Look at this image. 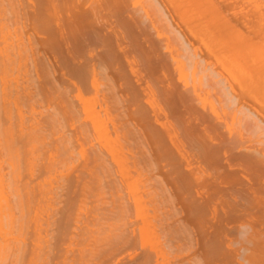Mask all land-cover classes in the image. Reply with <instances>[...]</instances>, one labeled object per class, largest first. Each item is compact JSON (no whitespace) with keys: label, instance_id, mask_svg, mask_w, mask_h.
Returning <instances> with one entry per match:
<instances>
[{"label":"rangeland","instance_id":"374dc122","mask_svg":"<svg viewBox=\"0 0 264 264\" xmlns=\"http://www.w3.org/2000/svg\"><path fill=\"white\" fill-rule=\"evenodd\" d=\"M1 1L3 2V5H2V3H1ZM0 1V6L1 7H3L4 5V7L3 8H5V10L7 9V11H9V8H11V2H12V0H1ZM11 1V2H10ZM17 1H19L21 4H19V2H17ZM99 1L101 2V3H99ZM96 0V3H98V5H97V7L98 6H100V7H98V9L97 10H99V8H103V10L105 9L106 10V8H107V6L108 5H106V4H104L105 5V8L102 6L101 7V4L104 2V3H106V0L105 1H103V0ZM107 1H109V2H111V0H107ZM116 1V2H115ZM120 1V0H119ZM118 0H112V2L111 3H109V2H107V4L109 3L110 4V6L111 5H114V7L115 8H117V10L116 11H120V12H122V14L120 13L119 14V11L117 12L118 14L117 15H119V18H117V20L119 19H121L124 23H120L119 22V24H117L118 26H117V28H116V26H115V28H116V31H118V32H116L115 31V29L113 28L112 30H110L109 29V27L106 29V23H104L105 21H103V28H102V26L100 27V29L102 28V29H106V34H107V31L108 32H110V33H108V35H109V37L108 36H106V35H104L103 36V34H105V33H103V31H105V29L102 31V34L100 35L101 37L103 36V39H106V42H107V44H111L114 48L116 47V48H118V46H116V44L117 45H119V46H121L122 44H124V45H122L121 46V48L123 47H126V48H124V51H126L128 54H125L127 57L126 58H124V55H122V54H124V52L123 53H121L122 52V50H123V48H122V50L120 49V56L118 55V51H119V48H118V50H114L113 49V47H111L110 49H113V51H115L114 52V54L115 55H113L112 56V59H111V61H112V66L117 62H119V60H120V57L122 56V59L120 60V64H119V66H117V63L113 66V67H115V66H117V69H115V70H113L114 72V75H116V73H117V75H118V78H116L117 77V75H116V77H115V80H117V81H115V83L116 82H119V83H116L117 84V91H118V95L119 96H122L123 94H125L126 93V97L127 98H129V99H127V100H130V105L128 104L129 102L127 101V106L129 105V106H131L132 104H133V102L135 101V100H137V101H139V103L140 104H137V103H135L134 104V106H136V105H141V106H144V109L143 110H145L146 111V114H147V112H148V117H147V122H145L146 124H148L149 123V125L151 126L152 125V123L154 124L155 123V120H154V117H155V114H154V112H155V110L153 111V113H152V111H151V109H153L155 106L156 107H159V105H160V107L159 108H156V109H158V110H160V108H161V111H158V112H160V113H162V117L163 118H160V119H163L162 120V122L163 121H165V122H170L171 120H173L172 122H171V125L172 124H176V122L177 123H179L180 124V120L178 119L179 118V114H177V112L178 111H175V110H178V109H176V108H174V105H175V102L177 103V96H179V94H181L182 96L184 95L185 96V94H187L188 92H191L192 94H193V92L191 91L193 88L191 87L192 86V84L193 83H195L196 81L197 82H199L200 84H201V80L198 78V77H200L201 78V76H203L201 73L202 72H200L201 70H199V69H201V68H199L198 67V70H196L195 72L194 71H191V69H193V68H190V66L186 63L187 61H186V59L185 58H183L184 57V55L182 54L183 53V49H182V44H183V42L182 41H180V37H178L179 35L178 34H181L180 36H182V37H184L182 40H186V39H188L187 41H189V43L191 42L192 44H191V46H189V47H191V49H192V51H194V53H196V55H203V58H204V56H207L206 58L208 59H206L207 60V63H208V66H210L209 68H210V70H212L213 71V75L214 76H217V78H218V76H219V78L218 79H222V82H224V84H225V90L224 89H221L220 87V85L219 84H215V85H213V87H206L205 85H206V83H205V81L204 82H202V83H205V85H203V84H201V85H203L202 86V89L203 90H201V91H197V90H200V86L201 85H199V83L198 84H194L195 85V88L197 87V85H199V89H196V91L197 92H199L198 94L200 95V97H202L203 98V100L205 101V96L204 95H207L208 97L209 96H211V97H207L206 96V99L207 100H209V101H211L213 104H209V105H213L214 106V108H215V111H214V108H213V111L210 109V107L211 106H208V103L207 102H203L201 99L202 98H199V100L197 101V100H195V103H192V105L193 106H196V105H198V106H196L195 108L196 109H199V111H202V112H198L199 113V115H200V113L202 114L203 112L205 113V114H202L203 116H205L204 118V120H206V118H207V121H206V123L208 122V123H210L209 125H211V130L209 131L210 132V134L212 135L213 134V138H214V136L216 137V138H212V140H209V142L211 143V144H217V143H219V141L221 142V141H223L222 142V144L225 146V148L227 149V148H229L231 151H234L235 153H237V152H239L241 149H239V148H241L242 147V145H243V147H242V149H246V151L247 150H249L248 148V146H251V147H253V148H260L261 146V144L259 145V143L257 144L256 143V145H255V143L253 142V141H255V139L256 138H254L252 135H250L249 133H247V131L245 132L244 130H245V128L243 129V126H242V123H240L238 120L239 119H237V117H238V112L235 110V109H237V107H238V104L240 105H242L243 104V107H245V108H247V109H250L251 111H254V112H259L258 114H260V116H264V79H260V78H258L259 77V75H261V76H264V75H262V74H264V66H262L261 67V65L262 64H264V30H261V26H264V25H261V24H264V19H262V18H260V16H259V14L261 15V17H264V15H262L261 13H260V10H259V8L261 9L262 7H264V6H262L260 3V5L261 6H257L256 7V3H254L256 0H254V1H252V0H250V3L248 2L249 0H247V1H245V0H209V2H208V0H197L198 1V3L199 4H197L196 5V0H189L191 3H189V2H187L188 0H185V3H188L187 4V6H186V4H183L184 3V1L183 0H180V3H178L177 1H179V0H177V1H174V0H139V1H137V0H126V1H124L123 2V4L121 3V2H119ZM160 1V2H159ZM173 1V2H172ZM183 1V2H182ZM205 1V2H204ZM261 1V3L262 2H264V0H260ZM7 2V3H6ZM15 2V3H14ZM24 2H25V6H24ZM117 2H119V3H121L122 4V6H121V4H119V3H117ZM165 2V3H164ZM183 4V5H185L186 7H183V8H181V12H180V9H179V6H178V4ZM195 2V3H194ZM204 2V3H203ZM213 4L214 3V5H217L216 7L213 5V7H215V8H217L219 11L218 12H220L221 11V14H219V15H217V13L214 11V10H216L215 8H210V7H212V5H210L211 3ZM245 2V3H244ZM247 2H248V4H247ZM254 4H253V3ZM257 2H259V0L257 1ZM23 3V4H22ZM33 3V4H32ZM91 3V2H90ZM127 3H130L129 5H127ZM150 3H153V4H155V6L157 5V9H160V11H161V14H159L160 12H159V10H156L155 11V9L153 10V11H151L150 9L152 8V7H155V6H152V7H150L151 6V4ZM175 3H176V5H175ZM208 3H209V6H208ZM252 3V4H251ZM12 4H13V6L12 7H16L17 9H19V8H24L23 10L25 11L26 10V7H29L30 5L32 6H30L29 8V10H34V4H35V0H31V1H29V0H14L13 2H12ZM94 4H95V0H94ZM133 4V5H132ZM139 4V5H138ZM150 6H149V5ZM152 4V5H153ZM173 6H172V5ZM189 4H193V6H194V4H195V6L194 7H197L198 8V5L199 6H203V8H204V13H205V11H207V7H209L208 8V19L206 18V15H200V17H202L203 19H204V23L203 24H210V22H212V26H207V29L209 28V30H206V28H205V30H206V32H209V34L211 35V38H210V35L208 34V33H206L205 32V30L204 29H201L202 27H203V25H202V21L200 22L201 23V26L202 27H197V30L195 31L194 29V27H193V30L195 31V32H197L198 30H199V35H198V32H197V35H198V37L196 36V34H195V37H194V34L192 35L191 33H190V31L191 30H189V29H191V28H189L190 27V25H191V27H192V24H190L188 27H186V22L187 21H190V20H188L187 18H186V20L184 19L185 17V15H187V14H185L186 12H184V13H182L183 12V10L184 11H187V10H185V8H187L188 7V5ZM202 4V5H201ZM205 4H207V6H205ZM27 5V6H26ZM118 5H119V7H120V9L118 8ZM124 5H126V9H128V10H126L125 11V7H124ZM141 5V6H140ZM145 5V6H144ZM249 5H251V6H249ZM252 5H254L255 7H252ZM24 6V7H23ZM128 6V7H127ZM161 6V7H160ZM175 6H178V8H176ZM244 6V7H243ZM113 6H111V7H109V9L111 8V9H113V11H114V7L112 8ZM141 7L142 8H149L148 10H150V14H147V16L144 14L143 15V13H142V11L143 10H146V8L145 9H141ZM158 7H160V8H158ZM168 7V8H167ZM177 9L176 11H179V12H176V13H178V14H176V13H174V9L175 8ZM189 7H191V6H189ZM219 7V8H218ZM241 7V8H240ZM31 8H33V9H31ZM140 8V9H139ZM201 8V7H200ZM199 8V9H200ZM254 8L255 9H257V10H259L258 12H257V10L253 13L252 12V10L254 11ZM2 9V8H1ZM153 9V8H152ZM166 9H167V11H166ZM191 9H192V11H194L193 10V7H191ZM195 9V8H194ZM29 10L27 11V12H29ZM102 10V9H101ZM100 10V11H101ZM104 10V11H105ZM202 10V9H201ZM242 10V11H241ZM262 11H264V9H261ZM103 11V13L104 14H102V15H106V13H107V11L110 13V11L109 10H106L105 12ZM111 12L115 17H116V13L114 14V12ZM130 12V13H128V12ZM132 11L134 12V13H132ZM191 10H189V12H190ZM210 11H212L211 13L213 14V15H211L210 16ZM223 11V12H222ZM98 12V11H97ZM189 12L187 11V13L189 14ZM214 12V13H213ZM241 12V13H240ZM247 12V13H246ZM251 12V13H250ZM99 13V12H98ZM109 13H107V15H109ZM110 13V14H111ZM157 13V14H156ZM222 13H223V16L225 17L224 19H226L225 20V22H224V19H222L223 17H222ZM7 14V13H6ZM6 14H5V16L3 17L2 15L0 16V19L1 18H8L7 20L8 21H10V19L9 18H11V15H9L8 16V14H7V17H6ZM101 14V13H100ZM112 14L111 15H109L108 17H110V16H112ZM152 14H154V15H152ZM164 14H165V16H164ZM168 14V15H167ZM169 14L171 15V16H169ZM173 14V15H172ZM183 15V17H180V15ZM191 14H192V12H191ZM190 14V17H192V15ZM197 14V13H196ZM195 14V15H196ZM206 14V13H205ZM252 14H254V16L252 15ZM257 16H256V15ZM142 15V16H141ZM149 15H150V17H149ZM158 15V16H157ZM198 15V14H197ZM220 15H221V17H220ZM145 16L147 17L146 19H143V18H145ZM154 16V17H153ZM174 16V17H173ZM179 16V17H178ZM214 18H213V17ZM216 16H218V17H216ZM247 18H246V17ZM114 17V18H115ZM118 17V16H117ZM142 17V18H141ZM159 17V18H158ZM162 17V18H161ZM165 17V18H164ZM200 17H199V19H200ZM216 17V18H215ZM220 17V18H219ZM112 18H113V16H112ZM112 18H110V21L112 20ZM114 18H113V21H114ZM123 18V19H122ZM126 20H125V19ZM138 18H140L141 20H139ZM150 18H151V20H150ZM152 18H154V19H152ZM164 18V19H163ZM175 18V19H174ZM178 18V19H177ZM182 18L186 21H184V20H182ZM210 18H212V19H210ZM106 19H109V18H106ZM134 19H137V20H139V22L138 21H136V22H138V24H140V25H138L137 23V25L138 26H142L141 28H143V30L142 31H144L143 33H142V35L143 36H140L139 35V31L137 30V29H140V27L138 28H135L136 26L135 25H133V23H135L134 22ZM142 19H143V22L144 23H142L141 21H142ZM170 19V20H169ZM180 19V20H179ZM191 20H192V18H190ZM193 19H195L194 17H193ZM214 19V20H213ZM247 19H248V21H247ZM259 19H261V20H259ZM3 20H6V19H3ZM7 20L5 21V22H7ZM105 20V19H104ZM116 20V18H115V21H117ZM198 20V19H197ZM209 20H210V22H209ZM212 20V21H211ZM218 20V21H217ZM243 20H246V21H243ZM251 20V21H250ZM257 20V21H256ZM155 21H156V23H158L157 25H155L156 23H155ZM175 21V22H174ZM178 21V22H177ZM193 21V20H192ZM231 21V22H230ZM0 22H1V20H0ZM4 21H2L1 22V24H0V26H2V28L0 27V32L1 33H3V34H1L0 33V44H1V41H2V44L0 45V47L1 46H3V48H4V51L2 50V52H0V55H1V53H2V55L0 56V58H3L4 60H1L0 59V107H2V108H0L1 110H0V258H1V260H0V263L1 264H81V262L83 263V264H95L94 262H98L99 263V259L97 258V254H98V250H99V253L101 254V252H103V250L104 249H107L108 248V246L110 245L109 243H114L115 242V240H116V238H115V235L113 234V232H111V230L116 226V225H118V223H119V221H121V223H122V220H119V218H117L118 219V222H116L117 221V219L115 220V219H109V216H110V213H109V215L107 216V214H106V211H105V209H102V208H105V207H108V206H110V205H107V204H105V203H110V201H111V199H110V191L108 192V191H106V190H104L103 189V191H102V189H99L98 188V186H97V183H98V180L95 178V176L93 177V178H90L91 179V181H90V179H89V176H87V177H85V178H82V179H78V177H76V179H75V176H76V172H75V169H76V167H77V169H76V171L78 170V172L81 170V166L80 165H82L83 163L82 162H84V159H85V156H83V152H85L86 151V154L88 153V150H87V147H88V145H86L87 147H86V149H85V151H83V152H79L78 154H75V156L76 157H74L73 159H71L72 161H69V159H67V157L64 155V158H63V155H62V148H61V145L58 147L59 149H56V147H55V141L56 140H58L59 142H60V139L62 138L63 139V137H66V136H68L69 135V126L66 124V121L64 120V118L62 117V115L61 116H59L58 115V118H59V122H60V125H59V128L56 126V129H55V126L54 125H57V123H55L54 125H52L53 123H52V121H51V117L50 116H52V114L53 113H55V107H54V105L53 104H55L56 105V100L57 99H61V97L62 98H65L66 96H68V97H70V96H72L73 95V98H75V96H74V92H73V94H72V92H71V89L74 91V89L72 88V86H71V89H69L68 87H66V85L64 84L63 85V83H61L62 85H60L59 84V80H60V78L62 77L61 75H62V73L64 72V73H66L65 72V67H68V65H69V63L67 62L66 64H68L67 66H65V64H64V61H59V62H61V64H62V66H64V69H63V67L62 66H60V63L59 62H55V60L56 59H58V58H60L61 57V55H62V57L63 56H65V55H63V53H61V49L59 50V51H57L59 54H57V53H51L52 54V56L49 54V52L47 51V53H46V49H42L39 45H36L37 46V48L36 49H38V50H32V49H35V42H33L34 44H32L30 47H29V45H28V39H26V36L27 35H29L31 32H29V31H31V30H29V29H32V28H30V27H28V26H30L29 25V23H30V21H29V19L28 20H23V22H19L17 25L19 26H17V25H13L12 23H11V21L9 22L10 24H12V26L10 25V28L8 27L9 25H8V22H7V24H6V29L3 27L4 25H5V22L3 23ZM125 22L127 23V28H126V25H125ZM133 22V23H132ZM162 22V23H161ZM185 22V23H184ZM194 22H198V21H194ZM214 22V23H213ZM226 22H230V26L232 27V28H230V26L228 25L229 23H226ZM244 22H245V24H244ZM249 22V23H248ZM254 22L256 23L255 24V26H256V28H258V29H256L255 28V26H254ZM260 22H262V23H260ZM24 23V24H23ZM25 23H27V24H25ZM131 23H132V25H131ZM152 23V24H151ZM174 23V24H173ZM177 23H179V24H177ZM184 23V24H183ZM224 23V24H223ZM260 24V27H259V24ZM3 24V25H2ZM20 24V25H19ZM31 24V23H30ZM142 24V25H141ZM180 24H181V26H180ZM189 23H187V25H188ZM219 24H220V26H219ZM223 24V25H222ZM226 24L229 26H226ZM234 24H235V27H234ZM250 24V25H249ZM22 25H24V26H22ZM122 25V26H121ZM125 25V26H124ZM148 26V28H147V26ZM162 25V27H160ZM198 26H200L199 24H197ZM213 25H214V27H213ZM216 25V26H215ZM218 25V26H217ZM246 25V26H245ZM121 26V27H120ZM156 26V27H155ZM193 26H194V24H193ZM224 26V27H223ZM252 26V27H251ZM121 29H120V28ZM132 27L134 28V29H136L137 31H138V35L135 33V31H134V29H132ZM155 27V28H154ZM169 27V28H168ZM177 27V28H176ZM181 29H180V28ZM186 27V28H185ZM217 27H220L219 29L217 28ZM222 27V28H221ZM9 30H8V29ZM16 28V29H15ZM125 28H126V30L128 29V31L129 32H131L132 34V36L129 34V33H127L128 31H126L125 30ZM153 28V29H152ZM166 29V31L164 30V29ZM179 28V29H178ZM204 28V27H203ZM210 28H212L211 30H212V32H211V30H210ZM214 28V29H213ZM216 28H217V31H216ZM253 28V29H252ZM3 29V30H2ZM5 29V30H4ZM123 29V30H122ZM231 29V30H230ZM235 29V30H234ZM239 31H238V30ZM260 29V30H259ZM20 30H21V32H20ZM29 30V31H28ZM115 31L116 33H112L111 34V32L112 31ZM164 30V31H163ZM168 30V31H167ZM171 30V31H170ZM230 30V31H229ZM233 30V31H232ZM250 30V31H249ZM7 31V32H6ZM13 33H12V32ZM16 31V32H15ZM17 31H19V32H17ZM24 31H26V32H24ZM100 31V30H99ZM113 31V32H114ZM141 31V32H142ZM176 31V32H175ZM181 31H182V33H181ZM185 31V32H184ZM201 31V32H200ZM202 31L204 32V33H202ZM215 31L217 32V33H215ZM249 33H248V32ZM121 32V33H120ZM123 32V33H122ZM156 32H157V34H156ZM161 32V37H159L158 36V34ZM164 32H166V33H164ZM178 32H180V33H178ZM194 32V33H195ZM239 32V33H238ZM6 33V34H5ZM16 33V34H15ZM23 33V34H22ZM33 33V32H32ZM119 33V34H118ZM125 33V34H124ZM127 33V34H126ZM163 33L164 34H167V35H163ZM176 33V34H175ZM185 33V34H184ZM192 33H193V31H192ZM206 33V34H205ZM6 36H5V35ZM12 34V35H11ZM18 34V35H17ZM26 34V35H25ZM39 34H41L40 36L41 37H37V34H35L36 35V37H35V35H34V37L37 39V38H42L44 35L42 34V33H39ZM117 35V37L118 38H115L116 37V35ZM124 36H123V35ZM171 34V35H170ZM183 34L186 36V38H185V36H183ZM201 34L203 35V37L201 36ZM205 34V35H204ZM242 34V35H241ZM112 35H113V37H112ZM120 35H122V37H124V38H127V39H124V38H122ZM126 35V36H125ZM145 35L147 36L146 38H145ZM173 35V36H172ZM176 35V36H175ZM8 36V37H7ZM9 36H11V37H9ZM15 36H17L16 38H15ZM22 38H21V37ZM39 36V35H38ZM166 36V37H165ZM191 36V37H190ZM193 36V37H192ZM204 36H209V38L207 37L206 39H205V37ZM246 36V37H245ZM5 37V40L3 39ZM20 37V38H19ZM141 37H143V38H141ZM149 37V38H148ZM173 37V38H172ZM174 37L176 38V39H174ZM181 37V38H182ZM212 37H213V39H212ZM8 38H10L9 40H7ZM24 38V39H23ZM148 38V39H147ZM156 38V39H155ZM170 38H171V40H170ZM194 38V39H193ZM14 39H16V41H18V42H16V44H15V42L13 41ZM107 39H109V41L107 40ZM115 39H117V40H115ZM134 39H136L137 40V42H136V40L134 41ZM144 39V40H143ZM167 41H166V40ZM173 39V40H172ZM178 39V40H177ZM190 39V40H189ZM213 40V42H211V43H209L210 41L209 40ZM14 42H12V41ZM20 40H22V41H20ZM24 40V41H23ZM26 40V41H25ZM127 40V41H126ZM140 40V41H139ZM142 40V41H141ZM147 40H148V42H147ZM151 42H150V41ZM158 40H160V41H158ZM164 42H163V41ZM174 40H177V42L176 41H174ZM211 40V41H212ZM245 42H244V41ZM249 40V41H248ZM7 41L8 42H10L11 41V45L9 46L10 47V51L8 50V52L10 53V57L11 58H9V57H5V53L4 52H6V55H8L9 53H7V45H8V43H7ZM122 43H121V42ZM130 41H132V43H128V42H130ZM152 41L154 42V44L152 43ZM171 41H172V43H171ZM178 41H180L182 44H179V46H175L176 48H174V44H176V43H178ZM187 41H185V42H187ZM206 41V42H205ZM243 41V42H242ZM25 42V43H24ZM120 42V43H119ZM161 42V43H160ZM167 42V43H166ZM168 42L171 44H168ZM176 42V43H175ZM179 42V43H180ZM4 43H7V44H5L4 45ZM19 43V44H18ZM21 43V44H20ZM26 43H27V47H26ZM137 43V44H136ZM174 43V44H173ZM188 43V42H187ZM188 43V44H189ZM13 44H15L14 46V49H19V50H17V51H22L23 52V49H25L24 50V52L22 53L21 52V54H19V52H18V54L20 55V59L19 60H21L20 62H18V64H17V62L15 63V64H13L12 62L13 61H15L16 60V58H17V51L16 50H12V46H13ZM126 44V45H125ZM128 44V45H127ZM141 44V45H140ZM150 44V45H149ZM166 44H167V46L169 45L170 46V48L172 47L174 50H170V48H169V50L171 51V52H175V50L176 49H178V47H179V49H182V50H180L179 52H177V50H176V52L180 55V56H178V54H175L176 55V57L178 56L179 58H181V60H182V63L183 62H185V64H186V66L187 67H189L188 68V70L186 71L187 72V75H185L184 74V72L185 71H183V73H182V75L184 76L185 75V77H184V79H183V76L181 75H179V73H177V72H180V74H181V68H180V65H181V63H180V65L177 67L178 69H179V71H178V69L176 68V64L178 63H174V65H173V63H172V61H171V63H170V60H173L172 58L170 59V57H171V55H173V53L171 54V52L168 50H165V48L167 47L166 46ZM205 44L207 45H209L210 47H211V50H209L210 49V47H208L209 49V51H211V52H209L210 53V56H209V53L207 54V48H205V47H207V46H205ZM211 44V45H210ZM17 45H19V46H17ZM21 45H25V46H21ZM61 45H63V47H64V49H65V44L64 43H62ZM111 45H109V47L111 46ZM131 47H130V46ZM136 45V46H135ZM152 45V46H151ZM178 45V44H177ZM184 45V44H183ZM5 46V47H4ZM16 46L17 47H19V48H16ZM142 46V47H141ZM148 46H150V47H148ZM21 47H22V49H21ZM108 47V48H109ZM128 47V48H127ZM139 47V49L137 50L136 48H138ZM148 47V48H147ZM194 47V48H193ZM2 48V49H3ZM6 48V49H5ZM130 48H132V49H130ZM155 49V51H157L156 49L158 48L160 51H159V55L162 53V55L159 57L158 56V54H157V52H155L154 51V49ZM164 48V49H163ZM21 49V50H20ZM28 49V50H27ZM40 49H41V51L43 50V52H42V56L40 55ZM126 49V50H125ZM141 49V50H140ZM142 49H145V50H142ZM149 49V50H148ZM153 51H152V50ZM167 49V48H166ZM178 49V50H179ZM1 50V49H0ZM100 50H102V49H100ZM131 50V51H130ZM140 50V51H139ZM148 50V51H147ZM206 50V51H205ZM27 51V52H26ZM36 53V58L37 57H40V58H42V59H44L45 57V62L43 63V64H45V63H50V62H52V60H54L52 63H50V64H48L49 66H47V64H45L43 67V70L46 68V67H49V68H46V70L45 71H43V70H37L36 68H35V62H33V59H34V61H35V53ZM40 51V52H39ZM129 51V52H128ZM134 53H133V52ZM142 51V52H141ZM148 52V54L150 53V52H155V53H150V55L152 54H155V56H152L153 57V59L151 58V57H149L148 56V54L146 55L145 54V52ZM26 52V53H25ZM39 52V53H38ZM143 52H144V54H143ZM204 52V53H203ZM13 53H15V55H16V57H15V59L12 57V54ZM27 53H28V55H27ZM32 53H33V55H32ZM38 53V54H37ZM117 53V54H116ZM185 53V52H184ZM203 53V54H202ZM212 53V54H211ZM23 54V55H22ZM26 54V55H25ZM57 54V55H56ZM171 54V55H170ZM207 54V55H206ZM14 54H13V56H15ZM18 55V56H19ZM37 55H39V56H37ZM119 56V60H116V58L117 57H115V56ZM131 55V56H130ZM144 55H145V57H144ZM170 55V56H169ZM175 55H173V58H174V56ZM9 56V55H8ZM22 56V57H21ZM24 56V57H23ZM58 56V57H57ZM157 56V57H156ZM183 56V57H182ZM197 56V57H198ZM31 57H33V58H31ZM44 57V58H43ZM48 57V58H47ZM49 57H50V59H49ZM115 57V58H114ZM139 57V58H138ZM144 57V58H143ZM148 57L149 58H151L150 59V61H152L151 63H149L148 62V64H150V66L146 63L147 61H148ZM163 57H165V58H163ZM177 57V58H178ZM200 57V56H199ZM9 59H14L12 62H8V60ZM19 58V57H18ZM52 58V59H51ZM146 58V61L144 60ZM162 59V61H161V65H160V62H158L159 60L158 59ZM178 58V59H179ZM48 59V62L46 61ZM118 59V58H117ZM129 59V62L131 61L132 63H129V62H127V60ZM142 59V60H141ZM160 59V60H161ZM175 59V58H174ZM211 59V60H210ZM228 59V60H227ZM6 60V61H5ZM11 60H9V61H11ZM114 60H116L115 61V63H114ZM166 60V61H165ZM4 61V62H3ZM17 61H18V59H17ZM122 61V62H121ZM144 61V62H143ZM155 61V62H154ZM157 61V62H156ZM174 61V60H173ZM178 61V60H177ZM180 61V60H179ZM125 62V63H124ZM142 62V63H141ZM166 62V63H165ZM174 62H176V59H175V61ZM59 63V64H58ZM128 63L129 64H132L131 66H132V68L134 67V71H136V72H139V73H136V75L133 73H131V67L129 68L128 66H130V65H128ZM137 63H138V65H137ZM145 63V64H144ZM154 63V64H153ZM156 63H158V65H159V67H156L155 68V66H157L156 65ZM165 63V64H164ZM229 63V64H228ZM2 64H4V65H2ZM16 64H17V66H16ZM25 64V65H24ZM53 64H55V66L57 67V66H59V67H55L54 65V67L52 68V65ZM56 64H58V65H56ZM148 66H147V65ZM153 64V65H152ZM184 64V65H185ZM23 65V66H22ZM50 65H51V67H50ZM142 65V66H141ZM152 65V66H151ZM155 65V66H154ZM8 67V69H7V67ZM140 66V67H139ZM145 66V67H144ZM161 66V67H160ZM202 66V65H201ZM3 67V68H2ZM39 67V66H38ZM123 68V70H121L120 71V73H118V69H122ZM150 67V68H149ZM173 67H175V68H173ZM236 67H237V70H236ZM242 67V68H241ZM258 67H260V68H258ZM2 68V69H1ZM40 68V67H39ZM38 68V69H39ZM100 70H102V71H100V72H107V73H109V71H111V69L109 68L108 70H105L104 68H100V67H98ZM145 68V69H144ZM161 70H160V69ZM164 68H166L165 69V71H166V73H165V71H164ZM184 68H185V66H184ZM212 68V69H211ZM262 68V69H261ZM5 69V70H4ZM35 69H36V71H38V73L36 74V72H35ZM48 69H49V71H48ZM52 69H56V70H53V73L51 74L50 72H52L51 70ZM57 69H62V73H60L61 71L59 70V72L57 71ZM135 69H137V70H135ZM155 71H154V70ZM173 69V70H172ZM197 69V68H196ZM240 71H242V72H240ZM255 69H257V70H255ZM261 69V70H260ZM20 70V71H19ZM103 70H105V71H103ZM148 70V71H147ZM184 70H186V69H184ZM4 71H5V74L6 75H3L4 74ZM7 71V72H6ZM57 73H56V72ZM115 71H117V72H115ZM123 71V72H122ZM128 71V72H127ZM130 71V72H129ZM134 71H132V72H134ZM141 71V72H140ZM144 71V72H143ZM150 71H152V72H150ZM169 71V72H168ZM255 71V72H254ZM257 71H258V74H256L257 73ZM3 72V76L1 75V73ZM21 72V73H20ZM105 72V73H106ZM172 72V73H171ZM191 72H194L195 74H196V76H198L197 78H193V80L195 79V82H193L192 81V77L194 76L195 77V74L193 75V74H191ZM218 73V75L216 74V73ZM236 72H240V75L244 72V74H242L241 75V77L239 76V74L237 73L236 74ZM13 73V74H12ZM20 73V74H19ZM41 73V77H40V75H38V74H40ZM56 73V74H55ZM59 73V76L60 77H58V74ZM104 73V74H105ZM143 73V74H142ZM156 73V74H155ZM161 73V74H160ZM165 73V74H164ZM198 73V74H197ZM254 73V74H253ZM262 73V74H261ZM61 74V75H60ZM100 74V73H99ZM101 74H103V73H101ZM137 74H138V77H137ZM145 74V75H144ZM152 74V75H151ZM155 74V75H154ZM158 74V75H157ZM201 74V75H200ZM234 74H236L235 75V78L237 79V78H239L240 79V84H239V79H235L234 78ZM256 74V75H255ZM13 75V76H12ZM50 75V77H52V78H48V76ZM55 75V76H54ZM68 75V74H67ZM107 75V74H106ZM105 75V76H106ZM142 77H140V76ZM151 75V76H150ZM175 75V76H174ZM180 77H179V76ZM193 75V76H192ZM257 75H258V77H257ZM43 76V77H42ZM45 76V77H44ZM100 77L102 76V75H99ZM105 76H103V77H105ZM125 76V77H124ZM147 76V77H146ZM161 76H162V79H161ZM192 76V77H191ZM221 76V77H220ZM242 76H243V78H242ZM39 79H38V78ZM119 77H121V79H122V81H120L121 79L119 78ZM175 77H177L176 79H175ZM182 77V78H181ZM187 77H188V79H187ZM204 77V76H203ZM202 77V78H203ZM42 78V79H41ZM63 78H65V77H63ZM106 78V77H105ZM104 78V79H105ZM126 78V79H125ZM141 78V79H140ZM143 78H144V80H143ZM168 80H167V79ZM178 78H180L179 80H182V81H184L185 82V84H187V85H184L183 83H182V81H179L178 80ZM216 78V79H217ZM262 78V77H261ZM44 79V80H43ZM49 79V80H48ZM100 79H102V80H104L102 77L100 78ZM139 80V82L141 83H139L138 82V80ZM147 79V80H146ZM149 79V80H148ZM199 79V80H198ZM41 82H40V81ZM43 80V81H42ZM56 80V81H55ZM102 80H100V82H101V86H103V88L99 91L100 93H98V96L96 97L97 98V100H96V102L98 101V98H99V96L100 95H102L103 94V92H102V90L104 91V92H106L107 90H106V88H105V84L107 83V82H105L104 81V83L102 82ZM119 80V81H118ZM125 80V81H124ZM128 80V81H127ZM153 80V81H152ZM159 80V81H158ZM203 80V79H202ZM205 80V79H204ZM36 81H38V82H36ZM46 81V82H45ZM58 81V82H57ZM137 81V82H136ZM169 81V82H168ZM189 81V82H188ZM36 82V83H35ZM43 82V83H42ZM60 82H61V80H60ZM123 83V84H125V86H123V87H121V86H118L119 84H121V83ZM127 82V83H126ZM147 82H149V83H147ZM157 82V83H156ZM168 84H167V83ZM146 83V84H145ZM155 83V84H154ZM172 83V84H171ZM174 83V84H173ZM180 83V84H179ZM37 84V85H36ZM122 84V85H123ZM133 84V85H132ZM140 84V85H139ZM150 84V85H149ZM156 84H157V86H156ZM43 85V86H42ZM53 85V86H52ZM162 85V86H161ZM169 85V86H168ZM171 85V86H170ZM179 87H177V86ZM189 85H190V87H189ZM35 86H37V87H35ZM40 86V87H39ZM51 86V87H50ZM56 88H55V87ZM58 86H60L59 88H57ZM164 86H166V87H164ZM183 86V87H182ZM39 87V88H38ZM48 87H49V89L51 90H49L48 89ZM54 87V88H53ZM63 87V88H62ZM131 87V88H130ZM144 87H145V89H144ZM146 87H148V88H146ZM154 87H156V89L154 88ZM186 87V88H185ZM188 87L191 89H189L188 91H187V89H188ZM206 87V88H205ZM215 87V88H214ZM219 89H217V88ZM27 90H26V89ZM52 88V89H51ZM122 89V88H124L122 91H124L125 90V92H122V91H120V89ZM167 88V90L169 91H172L173 92V94L175 95V97H177V98H174V100L173 101H175L174 102V105H173V102L171 101V99L173 98L172 96H174V95H169V92L167 93L168 95H165V94H162V92H167V90L166 91H164V89H166ZM178 90H177V89ZM210 88V89H209ZM214 88V89H213ZM223 88V87H222ZM39 89H41V90H39ZM47 89V90H46ZM55 90V91H52V90ZM65 89V90H64ZM100 89V88H99ZM134 89V90H133ZM162 89H163V91H162ZM206 89V90H205ZM221 89V90H220ZM228 89V90H227ZM50 92H49V91ZM60 90V91H59ZM69 92H71V93H68V91ZM139 90V91H138ZM148 90V91H147ZM152 91V90H154V93H153V91L150 93V91ZM177 92H179V93H177ZM47 91V92H46ZM119 91L121 92V95L119 94ZM132 91V92H131ZM144 91H147V92H144ZM205 91V92H204ZM62 92H63V94H62ZM91 92V91H90ZM84 93V95H86V96H84V98H86L85 100H87V98L89 97V95H91L89 98H91L92 97V93ZM92 92H94V91H92ZM141 92V93H140ZM142 92H143V94H142ZM149 92V93H148ZM159 92H161L160 94L161 95H165V97L164 96H162L161 97V95H159ZM184 93L185 92V94H182V93ZM200 92H201V94H200ZM211 94H210V93ZM227 92L229 93L228 95H230V96H225L224 95V93H226L227 94ZM65 93H66V95H65ZM68 93V94H67ZM95 93V92H94ZM108 92H106V94H107ZM133 93V94H132ZM140 93V94H139ZM146 93V94H145ZM221 93V94H220ZM41 94V95H40ZM56 94V95H55ZM57 94H59V96L57 95ZM72 94V95H71ZM155 94H157V95H155ZM170 94H171V92H170ZM192 94H188L189 95V97L191 96L192 98H193V96H192ZM197 94V93H196ZM198 94H197V96H198ZM204 94V95H203ZM233 94V95H232ZM70 95V96H69ZM94 95H97V93L96 94H94ZM154 95V97L152 98L153 100L156 98V97H159V99L158 98H156L154 101L152 100V99H150V98H147L146 96H148V97H152ZM188 95H186L185 97H186V99H188L189 97H187ZM224 95V96H223ZM56 96H58V97H56ZM88 96V97H87ZM125 96H123L122 98L123 99H125ZM132 96H135V97H132ZM156 96V97H155ZM169 96V97H168ZM183 96V97H184ZM237 96V97H236ZM138 97V98H137ZM172 97V98H171ZM232 98V97H236V99L238 100H236L237 102H235V105L234 104H232V105H230L229 106V104H231L232 102H228V100H227V98ZM51 98V99H50ZM56 99V100H53V99ZM71 98V100H74L72 97H70ZM89 98H88V100H89ZM93 98V97H92ZM91 98V99H92ZM100 98H101V96H100ZM99 98V102H100V99ZM134 98H135V100H134ZM143 100H142V99ZM146 98L147 99H149V104H148V100L145 102L144 101V99L146 100ZM163 99V100H161V99ZM170 98V101L169 100H167V99H169ZM91 99H90V102H89V105H88V108L89 107H91V104H95L96 102H95V100H94V102H93V100L91 101ZM125 99V100H126ZM131 99H133L134 101H132ZM176 99V100H175ZM190 99V98H189ZM188 99V101L190 102V100ZM195 99H197V97L195 98ZM225 101H224V100ZM51 100V102H49ZM53 100V101H52ZM77 99H75L74 100V102H77L78 103V105L77 106H80L81 107V105L79 104L80 102L79 101H76ZM150 100H152L151 102L152 103H150ZM166 100V101H165ZM194 100V99H193ZM221 100V101H220ZM223 100V101H222ZM47 101V102H46ZM55 101V102H54ZM58 101V100H57ZM61 101V100H60ZM132 101V102H131ZM159 101H161L162 103H160ZM53 102V103H52ZM93 102V103H92ZM136 102V101H135ZM202 102L204 103V105H202ZM223 102V103H222ZM47 103H48V105H47ZM52 103V104H51ZM77 103H75V105L77 104ZM98 103V102H97ZM97 103L95 104V105H97ZM155 103V104H154ZM158 103V104H157ZM197 103V104H196ZM227 103H228V105H227ZM59 104V103H58ZM87 104H88V101H87ZM126 104V103H125ZM150 104H153V106L154 107H152V105H150ZM170 104V105H169ZM196 104V105H195ZM207 104V105H206ZM120 105H123V103L121 104H118L117 106H115L114 108L115 109H113V110H111L112 111V113H114L115 112V114L118 116L119 115V117L121 116L120 114H121V112H119V111H117V108L116 107H118V106H120ZM150 105V106H149ZM180 106V104H177V107H179ZM199 105H200V107H199ZM202 105V106H201ZM76 106V107H77ZM92 106H94V105H92ZM147 106V107H146ZM168 106V108H166ZM173 106V107H172ZM176 106V105H175ZM227 106V107H226ZM235 106V107H234ZM54 107V108H53ZM78 108L79 110V112H78V115H79V117L82 119V120H86L85 122H87V118H85V119H83L84 117H85V115H84V117H83V115H81V114H84L85 112V114H88V108L87 109H85V112L83 113L82 112V110H81V108ZM87 107V106H86ZM171 107V108H170ZM180 107H182V106H180ZM179 107V108H180ZM198 107V108H197ZM229 107V108H228ZM120 108H121V106L120 107H118V109L120 110ZM130 108V107H129ZM131 108H133V106L131 107ZM154 108V109H155ZM195 108H193L194 110H195ZM219 108V109H218ZM239 108V107H238ZM93 108L91 107V108H89V110H92ZM123 109V107L121 108V110ZM166 109H168V110H166ZM175 109V110H174ZM181 109H183V108H180V111L182 112V110ZM81 110V111H80ZM129 110V109H128ZM149 110V111H148ZM164 110V111H163ZM172 110H174V111H172ZM184 110V109H183ZM51 113H50V112ZM144 111V112H145ZM170 111H172V113L170 112ZM196 111V110H195ZM236 111V112H235ZM81 112V113H80ZM92 112H93V110H92ZM110 112V111H109ZM129 112L131 113V109L129 110ZM157 112V111H156ZM163 112H165V113H163ZM167 112H168V114H167ZM174 112H176V114L174 113ZM183 112H185V111H183ZM182 112V113H183ZM226 112H227V114H226ZM49 113V114H48ZM89 113H90V111H89ZM112 113H110V114H112ZM119 113V114H118ZM150 113V114H149ZM152 113V114H151ZM175 115H174V114ZM178 113H180V112H178ZM92 114V113H91ZM170 114H171V116H170ZM234 116H233V115ZM236 114V115H235ZM103 115V116H102ZM101 116H102V118L104 117V114H102ZM108 115V114H107ZM107 115H105V116H107ZM114 115V114H113ZM113 115H111V116H113ZM130 114H128V116H129ZM136 115V117L138 118V116H137V114H135ZM149 115H151V117L152 118H150V116ZM164 115V116H163ZM167 115V116H166ZM207 115V116H206ZM83 118H82V117ZM92 116V115H91ZM90 116V117H91ZM132 116H133V114H132ZM236 116V117H235ZM109 117V115L107 116V118ZM119 117H117V118H119ZM130 117V116H129ZM129 117L127 118V116H125L124 117V120H126V119H128V124L130 123V124H133V123H135V122H133V121H135L137 118H135L132 122H130V119H129ZM161 117V116H160ZM164 117H166L165 119H164ZM177 118V120L179 121H176V120H174V118ZM184 117H186V116H184ZM199 117V116H198ZM232 117H235V119L233 118L232 119ZM40 118V119H39ZM79 118V121H81V119ZM106 118V117H105ZM104 118V119H105ZM107 118H106V120H107ZM168 118V119H167ZM172 118V119H171ZM175 118V119H176ZM34 119V120H33ZM38 119V120H37ZM123 120V117L121 116V118H120V120ZM152 119V120H151ZM156 119V118H155ZM167 119V120H166ZM199 119H200V117H199ZM198 119V121H196V120H191V122L190 123H192L193 124V126H195V128H196V131L199 129L200 130V132L202 131V128H203V125L204 126H209V125H206V123L205 122H203L204 124H201L200 123V121L201 120H199ZM32 120H33V122H32ZM36 120V121H35ZM61 120V121H60ZM121 120V121H122ZM232 120H234V123H233V121ZM237 120V121H236ZM75 121H77V120H75ZM149 121V122H148ZM152 123H151V122ZM174 121H176L175 123H174ZM37 122V124H35ZM78 122V121H77ZM84 122V123H85ZM90 121H89V116H88V122L86 123V125L89 123ZM197 122V123H196ZM202 122V121H201ZM39 123V124H38ZM76 123V122H75ZM79 123V122H78ZM78 123H77V125L76 126H78ZM64 124V126H62ZM144 125V126H142L141 128H142V130L144 131V129L145 128H150V126L148 125V127H147V125ZM197 126H196V125ZM198 124H201L200 126L198 125ZM235 124V125H234ZM35 125L36 126H39V127H41V128H39V127H36L37 129H39V130H37L38 131V134L40 135V137H39V135L38 134H36V135H38L37 137H39L40 138V141H38V139L39 138H37L36 137V141H38V143H36L35 142V144H30L32 141H35L34 139H35V131L36 130H34V128H35ZM67 125V126H66ZM91 124L89 123V125L88 126H90ZM178 124H176V126L174 125H172L173 127H175L176 128V130L178 129V126H177ZM19 128H18V127ZM66 126V127H65ZM88 126H87V128H88ZM233 126H234V128H233ZM242 128H241V127ZM62 127V128H61ZM152 127V126H151ZM2 128H4V130H2ZM10 128V129H9ZM13 130H12V129ZM18 128V129H17ZM66 128V129H65ZM7 131H6V130ZM24 129V130H23ZM40 129H41V131H40ZM58 129V130H57ZM60 129V130H59ZM64 129H65V131L66 132H64ZM91 129V128H90ZM89 129V130H90ZM148 129H145V131L147 132V130ZM151 129V128H150ZM222 129V130H221ZM228 129V130H227ZM240 129V130H239ZM17 130V131H16ZM27 130V131H26ZM29 130H31V131H29ZM53 130H54V132H53ZM61 130H63L62 132H60L59 133V131H61ZM141 130V131H142ZM180 130V131H179ZM179 130H177L178 132H177V135H178V137L180 136L181 138L180 139H182V132H181V129H179ZM216 130V131H215ZM16 131V132H15ZM43 131V132H42ZM57 131V132H56ZM214 131H215V133H214ZM223 131V132H222ZM4 132V133H3ZM6 132H9V133H6ZM11 132H14L13 134L11 133ZM20 132V133H19ZM24 132V133H23ZM27 132V133H26ZM90 132V131H89ZM198 132V131H197ZM200 132H198V133H196V134H200ZM219 132L222 134V136H221V134L219 135ZM239 132V133H238ZM16 133V134H15ZM29 133V135H27ZM31 133H33V134H31ZM37 133V132H36ZM56 133V134H55ZM66 133V134H65ZM68 133V134H67ZM92 133V132H91ZM246 133V134H245ZM9 136H8V135ZM14 134H15V136H14ZM43 134V135H42ZM53 134L55 135V136H53ZM59 134V135H58ZM179 134H181V135H179ZM203 136H204V133L202 132L201 133ZM237 134V135H236ZM242 134H243V136H242ZM4 135H6V136H4ZM34 135V136H33ZM65 135V136H64ZM101 135V134H100ZM250 136V137H248V136ZM3 136V137H2ZM25 136H27V137H24ZM219 138H218V137ZM251 136H252V138H251ZM5 137V138H4ZM10 137V138H9ZM13 137V138H12ZM17 137H18V139H17ZM31 137H32V139H31ZM45 137V138H44ZM96 137H98L97 135H96ZM102 137V136H101ZM100 137V138H101ZM243 137V138H242ZM248 137V138H247ZM5 139V141H4V143H5V145H4V143H2L3 141H2V139ZM7 138H9V139H7ZM14 138H16V139H14ZM22 140H21V139ZM27 138V140H25ZM28 138H29V140H28ZM58 138V139H57ZM184 138V137H183ZM49 139V140H48ZM61 139V140H62ZM98 139H99V137H98ZM185 139V138H184ZM184 139L183 140H180L181 142L182 141H184ZM216 139V140H215ZM238 139V140H237ZM7 140V141H6ZM9 140H12V141H9ZM30 140H32V141H30ZM47 142H46V141ZM96 139H92V142L93 143H95L94 141H95ZM99 140H101V139H99ZM14 141V142H13ZM20 141H22V143L20 142ZM25 141V142H24ZM27 141V142H26ZM53 141V142H52ZM187 139H185V142L183 143V148L182 149H184V148H188L189 146H188V144H186L187 143ZM216 141V142H215ZM227 141V142H226ZM242 141V142H241ZM10 142H11V145H9L10 144ZM18 142V143H17ZM46 142V143H45ZM51 142V143H50ZM98 142V140H96V143ZM180 142V143H181ZM189 142V141H188ZM246 142V143H245ZM256 142V141H255ZM28 143V144H27ZM34 143V142H33ZM49 143V144H48ZM61 143V142H60ZM95 143V144H96ZM252 143V144H251ZM7 144V145H6ZM19 144V145H18ZM39 144V145H38ZM45 144V145H44ZM47 144V145H46ZM51 144V145H50ZM186 144V145H185ZM227 144V145H226ZM254 144V145H253ZM2 145V146H1ZM9 145V146H8ZM24 145L26 146V147H24ZM37 145V146H36ZM240 145V146H239ZM259 145V146H258ZM11 146V147H10ZM27 146H29V147H27ZM30 146H31V150H29L30 149ZM39 146V147H38ZM42 146V147H41ZM50 146V147H49ZM52 146V147H51ZM180 146H181V144H180ZM239 146V147H238ZM246 146H247V148H246ZM262 146H264V145H262ZM37 147V148H36ZM238 147V148H237ZM2 148V149H1ZM40 150H39V149ZM55 148V149H54ZM190 148V147H189ZM185 149V151H187ZM4 150V151H3ZM37 150V151H36ZM29 151H30V153H29ZM33 151V152H32ZM41 151V152H40ZM51 151V152H50ZM59 151V152H58ZM60 151H61V153H60ZM243 151V150H242ZM32 152V153H31ZM36 152V153H35ZM244 152H245V150H244ZM17 153V154H16ZM28 153L30 154V156L28 155ZM50 153V154H49ZM39 154V155H38ZM221 154H222V152H221ZM232 154H234V153H232ZM17 155V156H16ZM50 155H52V156H50ZM85 155V154H84ZM223 155H224V153L220 156V158H219V162L220 163H224V161L221 159V157L223 158ZM31 157V158H30ZM50 157V158H49ZM84 159H83V158ZM33 158H35L34 160H33ZM37 158H39V160H37ZM59 158H61L60 160H59ZM66 158V159H65ZM220 160H222V162L220 161ZM219 162H218V164H219ZM72 163V164H71ZM54 164V165H53ZM211 163H209L208 165H210ZM218 164L217 165H215V166H217V170L218 171H216V167H212V166H214V164L212 165V166H210V168L209 169H212L211 170V172L210 173H213V174H211L210 175V173L208 172L206 175H204L206 178H207V175L209 174L210 175V177L212 176L213 177V175L215 176V172H217V173H219V172H221L222 171V167L220 168L219 166H218ZM51 165V166H50ZM67 165H68V168H67ZM75 165L76 167H73V166ZM247 165V164H246ZM245 165V169L244 170H246V167H249V166H246ZM54 166V167H53ZM204 165H202V167H203ZM222 166V165H221ZM72 167V168H71ZM80 169H79V168ZM201 167V168H202ZM205 167H206V170L208 169V166L207 165H205L202 169L203 170H205ZM51 170H50V169ZM213 168H215L214 170H213ZM221 170H220V169ZM250 168V167H249ZM43 171H42V170ZM70 169H71V171H70ZM74 169V170H73ZM117 169V168H116ZM183 169V168H182ZM248 169V168H247ZM47 170V171H46ZM249 170V169H248ZM246 171L247 173L249 172L250 174L251 173H253L251 170H249V171ZM49 171V172H48ZM117 171L118 172H122V171H127L128 172V170L125 168L124 170H123V168L120 170L119 168L117 169ZM215 171V172H214ZM118 172H116V173H118ZM124 173V172H122V173H124V174H122V173H118V174H116L117 176L118 175H125V174H128V173ZM203 174H205V173H203ZM71 175V176H70ZM78 175V174H77ZM208 175V176H209ZM240 175V174H239ZM101 177H102V175H100ZM203 176V177H204ZM73 178V179H71V178ZM119 177V176H118ZM209 177V179L208 180H210V179H212V178H210ZM100 178V177H99ZM98 178V179H99ZM89 181H88V180ZM93 179V180H92ZM71 180V181H70ZM76 180H78V182L80 183H76L77 181ZM102 180H103V178H102ZM76 181V182H75ZM94 181V182H93ZM45 182H47V183H45ZM69 182H70V184H69ZM71 182H73V183H71ZM85 182V184H92L91 186H97V188H94V187H92V189H90V190H93V191H86V189L87 188H83L82 187V185H83V183ZM15 183V184H14ZM262 183H264V179H262L261 180V184ZM69 184V185H68ZM84 184V185H85ZM260 184V187H259V185H255L254 186V188L257 186V188H255V189H258V191H247V192H245V191H243V194L245 193V194H247L248 192H250V193H248L246 196H244L243 195V197H247V199L248 198H250V196H251V194H252V196H253V194H254V196L255 197H258L259 198V200H260V202H258V205L256 204V206H255V208H254V210H255V212H254V210H252V212H254V214L256 215V218L258 219L259 218V220L260 221H264V215H262V214H264V193H261V192H264V188H262V187H264V186H262ZM42 185V186H41ZM45 185V186H44ZM71 185V186H70ZM73 185V186H72ZM74 185L76 186V187H74ZM99 185V184H98ZM137 185V184H136ZM139 185V184H138ZM12 186V187H11ZM71 187V189H70V187ZM89 186V185H88ZM132 186V185H131ZM134 186V188H135V184L133 185ZM140 186V185H139ZM138 186V187H139ZM7 187V188H6ZM11 187V188H10ZM14 187H16V188H14ZM69 187V188H68ZM90 187V186H89ZM137 187V188H138ZM13 188V189H12ZM76 188V189H75ZM91 188V187H90ZM133 188V187H132ZM131 187H130V190L129 191H123V192H121V193H123V195H125L126 197H128V199L130 198V196H134V195H136V194H139L142 190L141 189H137V188H133L132 189ZM140 188V187H139ZM5 189V190H4ZM16 189V190H15ZM38 189H40V190H38ZM79 189V190H78ZM95 189V190H94ZM262 189V190H261ZM8 190V191H7ZM10 190V191H9ZM43 190H46V191H43ZM97 190V191H96ZM101 190V191H100ZM128 190V189H127ZM133 190V191H132ZM134 190H135V192H134ZM137 190H138V192H137ZM139 190H141V191H139ZM45 192V193H44ZM126 192V193H125ZM128 192V193H127ZM137 192V193H136ZM159 193H161L160 191H158ZM172 192H174V191H172ZM196 194H195V193ZM215 192V193H214ZM217 191H188V192H182L181 191V194L179 195L178 194V192H177V194H178V196H180V198L178 197V196H176V198H179V199H181L182 198V196L183 197H186V199L188 200H184L183 199V201L185 202V203H189L190 204V202H194V204L192 203L191 205H189V206H192V205H200V207L203 205V206H205V208H207V211L209 210V212H207V214L205 215V216H207V217H205V216H203L204 217V221H203V218L201 217V219H199V217L197 218V217H195V216H193L192 214H190V212L189 213H187V211L186 210H188V209H184L183 211H181V205L182 204H185L183 201H181V203H180V201H179V206H180V208H179V206L177 207V209L179 208V211L180 212H178V211H176V213H180V214H176V215H171L172 217H173V219H181L182 220V218H184L183 217V215H185L186 216V214H190L192 217H195V219L194 218H191L190 217V215H189V217L191 218V220L190 221H192L193 220V224H190V223H188L187 225V229L186 230H189L188 232H185L184 233V231H183V229H182V227H180L181 229H182V232L184 233V235L181 233V236H180V234H179V232H181V231H179L178 229H177V232H178V234H179V236L177 235V233L175 232L174 233V235L176 234L178 237H179V240H178V237H174V239H175V242H177L178 244H181V246H184L185 247V245L187 244L188 245V242H190L191 240L190 239H187V238H190L192 235V239L193 238H195V240L196 239H198L199 240V238H201V241H199L198 242V244H199V246H196L195 248L197 249V247L199 248L198 250H199V252H196V253H190V251H189V249L187 250V251H189L188 253L187 252H185V250H184V252H185V258H186V255H191L192 257V260H190V257L188 256L186 259L188 260H186L185 258L183 259V261L180 263V262H173V260H172V258L170 259H164L163 258V256H162V258H160V256H158L157 258H156V261H157V263L158 264H204V262L205 263H210V261H211V263H212V261H214V259H215V256L217 257V255L219 254V253H217L218 251L220 252L222 249H225V251H227L226 253H230V251H231V254L229 255L230 257L231 256H233V257H231V258H229V256H227L226 255V253H225V255H226V257H228V259H226V257H225V259H224V250L223 251H221L220 253V257H219V255H218V257H217V260H215V261H217L216 262V264H234V261H233V259L232 258H237V257H235L234 255V253L232 254V252H234L235 250H237V247H241V245H239L240 243H237V242H240V241H242V238H240L239 236H238V234H237V240H236V238L234 237V235L235 234H231L232 235V237H231V235H229L228 237L231 239L230 240V242L232 241V239L234 240V241H232L231 243L229 242V241H226L227 239L229 240V238L228 237H226L225 238V240H223L224 242V244L222 245V248H219L220 250H217V252H216V254H212V252L209 254V256L208 257H206V254H204V252H201L202 251V249L200 250V246L201 245H203L204 243L206 244V245H208V246H210L211 247V245H212V243H214L213 242V240L215 239V237L213 236V235H215V234H212L211 236H210V238L209 239H211L212 237H213V240L211 241V242H209L210 243V245L209 244H207L208 242H207V240H205L204 241V239H205V234H206V231H205V233L204 232H202L203 230H201V224L203 225V224H207V220H209V223L207 224V226L205 227L207 230L209 229V227H211V225H209V224H214L213 222H216V217L218 216H222V214H223V211H227V210H232L233 209V206H234V204H235V202H241V204H243V205H245L246 207H250L251 208V206H250V200H247L248 201V203H245L244 202V200L242 201L241 200V194L239 195L238 193H236V192H231V191H218L219 192V194H218V192L216 193ZM222 192H224V194H222ZM239 192V191H238ZM131 193V194H130ZM134 193V194H133ZM136 193V194H135ZM175 193V192H174ZM180 193V192H179ZM187 193V194H186ZM202 195H201V194ZM209 193H210V195H209ZM240 193V192H239ZM242 193V192H241ZM130 194V195H129ZM141 194H143L142 192H141ZM167 194V193H166ZM185 194H186V196H185ZM206 194V195H205ZM209 196H208V195ZM215 195V197L213 196V195ZM140 195V194H139ZM169 195V194H168ZM194 195V196H193ZM232 195V196H231ZM109 196V197H108ZM191 196V197H190ZM198 198H196V197ZM200 196H202L201 198H200ZM206 197V198H203V197ZM218 196V197H217ZM240 198H239V197ZM249 196V197H248ZM106 198V201H104V199ZM131 197V198H132ZM145 197H147V196H145ZM145 197L143 196V198H144V203L143 204H146V205H148V206H146L145 205V207H144V205H139V209H141V210H139V209H135L134 207H135V204H134V207H133V209H135V213L134 212H132V220L134 221V222H136L137 224H139L140 223V221H141V219H143V218H141L142 217V215H146L147 213H146V210H147V212H149V211H151V209H150V207L151 208H153L154 207V203L153 202H150V201H148L147 199H145ZM188 197V198H187ZM193 197V198H192ZM217 197V198H216ZM222 197V198H221ZM232 197V198H231ZM109 198V199H108ZM192 198V199H191ZM208 198H209V201H208ZM210 198H216V200L214 201V199H210ZM236 198H238V199H236ZM194 199V200H193ZM197 199V200H196ZM235 201H234V200ZM110 200V201H109ZM130 200V199H129ZM133 200V199H132ZM129 201V202H131V204H132V202L133 201ZM146 200V201H145ZM177 200L178 199H176V202H177ZM195 200H196V203H195ZM204 200V201H203ZM211 200V201H210ZM148 201V202H147ZM174 201H175V198H174ZM206 201V202H205ZM212 201H213V203H212ZM226 202V204H224L223 202ZM104 202V203H103ZM142 202H143V200H142ZM203 202H205V203H207V204H209V205H206L205 203V205L204 204H202ZM227 202H228V204H227ZM243 202V203H242ZM153 203V204H152ZM175 203V202H174ZM187 203V204H188ZM200 203V204H199ZM221 203V204H220ZM245 203V204H244ZM132 204V205H133ZM141 204V203H140ZM177 203H175V205H176ZM215 204V205H214ZM221 205V207H220V205ZM223 204V205H222ZM239 204V203H238ZM248 204V205H247ZM104 205V206H103ZM170 205H172V204H170ZM178 205V204H177ZM176 205V206H177ZM214 205V208L218 211V210H220V211H216L217 212V214L218 215H216V217L214 218V220L213 221H211L210 222V220H211V217H213L214 215L212 214V210H215L214 208H211L212 206ZM164 206H166L165 204H164ZM169 206V204L165 207V208H168V209H163V210H172L171 208H172V206H170L171 208H169L168 207ZM183 206V205H182ZM186 206V204L182 207V208H184ZM188 205L186 206V208L187 207H189ZM207 206V207H206ZM229 206H231V207H229ZM98 207V208H97ZM101 207V208H100ZM142 207H144V208H142ZM75 208V209H74ZM100 208V209H99ZM148 208V209H147ZM221 208V209H220ZM238 209H239V206L237 207ZM262 209V210H259V209ZM70 209V210H69ZM74 209V210H73ZM106 209H108V208H106ZM240 209H241V207H240ZM68 210V211H67ZM101 210V211H100ZM149 210V211H148ZM100 211V212H99ZM143 211V212H142ZM69 212V213H68ZM102 212V213H101ZM106 214L105 216H106V218H108L109 220H110V222L107 220V219H105L104 217L105 216H102V215H104V213ZM140 213V215H138L139 213ZM172 212V211H171ZM186 212V213H185ZM211 212V213H210ZM143 213H146V214H143ZM150 213V212H149ZM148 213V214H149ZM175 213V211L173 212V214ZM184 213V214H183ZM210 213V214H209ZM214 213V212H213ZM258 214V217H257V214ZM69 214H71V215H73V216H71V215H69ZM151 214V213H150ZM181 214H183V215H181ZM212 214V215H211ZM214 214H216V213H214ZM23 215V216H22ZM135 215V216H134ZM137 215V216H136ZM209 215H211V216H209ZM140 216V217H139ZM167 217V218H169V219H171L172 217ZM178 216H180V218L178 217ZM259 216H261V217H259ZM64 217V218H63ZM111 217V216H110ZM139 217V218H138ZM182 217V218H181ZM187 217V216H186ZM185 217V218H186ZM208 217H210V218H208ZM218 217H217V219H218ZM67 218H69V219H67ZM96 218V219H95ZM104 220H107L106 222H108V223H105V221H103V219ZM138 218V220H135V219H137ZM189 218V219H190ZM139 219H140V221H139ZM168 219V220H169ZM198 219V220H197ZM22 220H23V223H22ZM66 222V223H64V221ZM68 220V221H67ZM70 220V221H69ZM94 220H95V222H97V220H98V224L97 223H94ZM115 220V221H114ZM200 220V222H198ZM35 221H36V223H35ZM72 221V222H71ZM100 221V222H99ZM102 221V222H101ZM113 221V222H112ZM174 221V220H173ZM179 221V220H178ZM201 221H203V222H201ZM207 221V222H206ZM104 222V223H103ZM114 222H115V224L116 225H114ZM172 222V219L170 220V222H167V221H164L163 223H171ZM180 222V221H179ZM102 223V224H101ZM121 223H119V225H121ZM201 223V224H200ZM25 224H27V225H25ZM64 224V225H63ZM68 224H70L69 226H68ZM105 224H107L108 226L109 225H114L113 226V228H111L110 227V229H109V227H107V225H105ZM98 225H99V228H98ZM100 225H102V230H104V231H108V230H110L109 231V233H107L108 235H106V232H104V231H100V229H101V226ZM105 225V226H104ZM200 225V226H199ZM107 229V230H105L104 229V227ZM159 226V225H158ZM161 226V225H160ZM164 226H165V224H164ZM198 226H199V228H198ZM205 226V225H204ZM60 227V228H59ZM162 227H163V225H162ZM196 227H197V232L195 231L196 230ZM22 228V229H21ZM25 228H27V230L25 229ZM62 228H63V230H62ZM160 229H161V227H159ZM190 228V229H189ZM70 229V230H69ZM98 229V230H97ZM185 229V228H184ZM212 229H213V227H212ZM68 231V233H67V231ZM159 230V229H158ZM62 231H63V233H62ZM98 232V233H96L95 234V236L96 237H98L97 238V240H96V237L93 235L95 232ZM100 231V232H99ZM198 231H200V232H198ZM210 231V230H209ZM111 232V233H110ZM159 232H161V231H159ZM159 232H158V234H159ZM66 233V234H65ZM88 233H89V235H90V237H89V235H88ZM152 233H155V232H152ZM190 233V234H189ZM194 233V234H193ZM88 236H87V235ZM104 234V235H103ZM111 234V236H109ZM151 234V233H150ZM149 234V235H150ZM157 234V233H156ZM155 234V235H156ZM161 234H163L162 232H161ZM161 234H159V236L161 235ZM197 234V235H196ZM92 235V236H91ZM105 237V235H106V238L108 239H111V241H109V243H108V240L106 239V240H104V238H103V236ZM173 235V236H174ZM185 235H187V236H185ZM189 235H191L190 237H189ZM204 235V236H203ZM152 236H154L153 234H151V236L150 237H148V239L149 240H146V237H145V240H142V241H144V243L146 242V244H144L143 242H141V243H143V244H140V240L136 243V247L135 248H133L132 247V249H128L127 250V252H128V254H127V252L125 251V252H119V255H121V256H119V255H114V259L112 258V261L110 260V262L108 261H106V263H108V264H120V260L122 261L121 262V264H137L138 263V256H136L138 253H140V252H142L143 250H145V251H148V252H151L154 248H156V247H159V245L160 246H162V242H164V241H166V240H164V238H166L165 236H161L160 238H158L159 236L157 235V236H155V237H152ZM204 238H203V237ZM216 236V235H215ZM102 237V238H101ZM111 237V238H110ZM117 237V236H116ZM198 237V238H197ZM89 238V239H88ZM115 238V239H114ZM185 238V241H182L183 239ZM155 239L157 240H159V239H161V240H163V241H161V242H159L158 243V241H155ZM167 239V238H166ZM188 240V242H187V240ZM238 239L240 240V241H238ZM101 240V241H100ZM104 240V241H103ZM98 241V242H97ZM105 241H106V244H105ZM155 241V242H154ZM103 242V243H102ZM180 242V243H179ZM185 242H187L185 245H184V243ZM227 244H226V243ZM111 243V244H112ZM151 243H154L153 245L151 244ZM157 243H158V245H157ZM166 243V242H165ZM201 243V244H200ZM230 243V244H229ZM106 246H105V245ZM108 244V245H107ZM167 244V243H166ZM203 245V247L205 248L206 247V251L208 250V247L206 246V245ZM230 246H229V245ZM20 247H19V246ZM24 245V246H23ZM92 245H95V246H92ZM157 245V246H156ZM191 245H193V244H190L189 243V245H188V247H190ZM234 245V246H233ZM239 245V246H238ZM23 246V247H22ZM91 246H92V248H91ZM99 246H100V248H99ZM101 246H103V247H101ZM140 246V247H139ZM145 246V247H144ZM163 246H165V245H163ZM231 246H233L232 248H231ZM237 246V247H236ZM91 249H90V248ZM95 247V248H94ZM97 247V248H96ZM142 247H144V248H142ZM187 247V246H186ZM234 247H236V248H234ZM23 248V249H22ZM165 248V247H164ZM24 249H26V250H24ZM96 249H98V250H95ZM166 249H168V248H166ZM232 249V250H231ZM23 250V252H21ZM81 250H86L85 252L84 251H81ZM92 252H91V251ZM102 250V251H101ZM131 250H132V252H135L134 254H133V256H132V252H131ZM136 251H137V253H136ZM19 252V253H18ZM21 252V253H20ZM80 252H81V255H80ZM88 252H89V254H88ZM95 252V253H94ZM237 252H239V248H238V251ZM83 253V254H82ZM85 253V254H84ZM86 253L92 258H90L89 256H85L86 255ZM17 254V255H16ZM123 254V255H122ZM127 254V255H126ZM136 254V255H135ZM196 254L199 256L200 254V256L198 257V256H196ZM16 255V256H15ZM84 257H83V256ZM125 255V256H124ZM134 255H135V257H137V260L135 259V257H134ZM167 255V257H169L168 255H170V253H168V254H166ZM212 255V256H211ZM215 255V256H214ZM224 255V256H223ZM18 256V257H17ZM24 256V257H23ZM82 258H85V259H82ZM118 256V257H117ZM195 256H196V258H195ZM204 256V257H203ZM87 257H88V259H87ZM125 257V258H124ZM128 257V258H127ZM193 257H194V259L195 260H200V261H195L194 259H193ZM17 258H19L18 260H17ZM131 258V259H130ZM208 258V259H207ZM210 258V259H209ZM214 258V259H213ZM4 259V260H3ZM14 259V260H13ZM127 260V262H126V260ZM135 260V261H137V263L135 262V261H131V260ZM158 259H159V261H158ZM213 259V260H212ZM224 259V260H223ZM3 260V261H2ZM15 260H17V261H15ZM23 260V261H22ZM78 260H80V261H78ZM87 260V261H86ZM131 262H130V261ZM166 260L168 261V260H171V261H168V263L166 262ZM185 260V261H184ZM190 260V261H189ZM210 260V261H209ZM21 261V262H20ZM86 261V262H85ZM123 261H125V263H123ZM139 261H141V259H139ZM155 261V262H156ZM163 261H165V262H163ZM230 261V262H229ZM236 261H238V260H236ZM13 262V263H12ZM23 262V263H22ZM155 262H153V263H155ZM185 262V263H184ZM203 262V263H202ZM219 262V263H218ZM101 264H102V262H100ZM140 263V262H139ZM138 263V264H139ZM152 263V264H153ZM156 263V264H157ZM103 264H105V262H103ZM214 264V263H213ZM235 264H237L236 262H235Z\"/></svg>","mask_w":264,"mask_h":264},{"label":"bare ground","instance_id":"6f19581e","mask_svg":"<svg viewBox=\"0 0 264 264\" xmlns=\"http://www.w3.org/2000/svg\"><path fill=\"white\" fill-rule=\"evenodd\" d=\"M1 1V0H0ZM5 1V0H4ZM14 0H12V2H13ZM22 1V0H21ZM27 1V0H26ZM29 1H31V0H29ZM99 1V0H98ZM103 1H105V0H103ZM119 1V0H118ZM122 1V2H121ZM124 1H126V0H120L119 2H121L122 4H123V2ZM128 1V0H127ZM131 1V0H130ZM137 1H139V0H137ZM174 1H177V0H174ZM184 1V3L183 4H186V6H187V4L188 3H185V0H183ZM182 1V2H183ZM191 1V0H190ZM189 0L187 1V2H189V3H191ZM197 1V0H196ZM200 1V0H199ZM245 1H247V0H245ZM252 1H254V0H252ZM258 0H256L254 3H256V7L258 6H264V2H262L261 3V1L259 0V2H257ZM11 2V1H10ZM12 2L10 3L11 4V8H9V11H7V9L5 10V8H3V7H1L0 6V16L2 15L3 17L5 16V14L7 13L8 14V16L9 15H11V18H9L10 19V21H11V23L13 24V25H17L19 22L21 23V22H23V20H28L29 19V21H30V23H29V25L30 26H28V27H30V28H32V29H29V30H31V31H29V32H31L29 35H27L26 36V39H28V45H29V47L32 45V44H34L33 42H35V49H32V50H38V49H36L37 48V46L36 45H39L43 50L44 49H46V53H47V51L49 52V54L52 56V54L51 53H57V54H59L57 51H59L60 49H61V53H63V55H65V56H63L62 57V55H61V57L60 58H58V59H56L55 60V62L57 61V62H59L60 60L61 61H64V64H65V66H67L68 64H66L67 62L69 63V65H68V67H65V72L66 73H64L63 71H62V69L60 70V69H57V71L59 72V70L61 71L60 73H62V77L60 78V80H61V82H60V80H59V84L60 85H62L61 83H63V85L65 84L66 85V87H68L69 89H71V86H72V88L74 89V91L71 89V92H72V94H73V92L75 93L74 94V96H75V98H73V95L72 96H70V97H72L74 100L75 99H77L76 101H79L80 103V105H81V107L80 106H77L78 105V103L77 102H74V100H71V98L70 97H68V96H66L65 98H62L61 97V101L59 100V99H53V100H56V105L55 104H53L54 105V107H55V113H53L52 114V116H50L51 117V121H52V125H54L55 123H57V125H54L55 126V129H56V126L59 128V125H60V122L58 121L59 120V118H58V115L59 116H61L62 115V117L64 118V120L66 121V124L69 126V135L68 136H66V137H63V139L61 140L60 139V142L58 141V140H56L55 141V147H56V149H59L58 147L61 145V148H62V155H63V158H64V155L67 157V159H69V161H72L71 159H73L74 157H76L75 156V154H78L79 152L81 153V152H83V151H85V149H86V145H88V147H87V150H88V153L86 154V151L85 152H83V156H85V159H84V162H82L83 164L82 165H80L81 166V170L78 172V170L76 171V169H77V167L74 165H72L73 167H76V169H75V172L78 174H76V176H75V179H76V177H78V179L80 178V179H82V178H85V177H87V176H89V179L90 178H93L94 176H95V178L98 180V183H97V186H98V188L99 189H102V191H103V189L104 190H106V191H110V199H111V201H110V203H105V204H107V205H110V206H108V207H105V208H102V209H105V211H106V214H107V216L109 215V213H110V216H109V219L111 220V219H117V218H119V220H122V223H121V221H119V223H121V225H119V223H118V225H116L115 224V222H114V225H116L114 228H113V224L112 225H107V224H105V225H107V227H109V229H110V227L111 228H113L112 230H111V232H113V234L115 235V238H116V240H115V242L114 243H109V241H111V239H107L106 238V235H108L107 233H109V231L110 230H108V231H104V230H102L103 228H102V225H100L101 226V229H100V231L102 230V231H104V232H106V235H105V237L103 236V238H104V240H108V243L110 244L109 246H108V248L107 249H104L103 250V252H101V254L99 253V250L98 249H96V250H98V254L96 255L97 256V258L99 259V263L98 262H94L95 264H101L100 262H102V264H103V262H105V264H108V263H106V261L108 262H110V260L112 261V258L114 259V255H116L117 253V255H119V252L121 253L122 251L123 252H127V250L128 249H132V247L133 248H135L136 246V243L140 240V244H143L144 243V241H142V240H145V237H146V240H149L148 239V237H150L151 236V234H153L154 236H152V237H155V236H159V234H161V232L163 233V234H161L158 238H160L162 235L163 236H167L166 238H164V240H166V241H164V242H162V246H160L161 244L159 243V242H161V241H163V240H161V239H155V241H158V243L160 244L159 245V247H156V248H154L151 252H148V251H145V250H143L142 252H140V253H138L136 256H138V258L139 259H141V261H139V259H138V263L139 264H152L153 262H155L156 261V258L158 257V256H160V258H162V256H163V258L165 259H171L172 258V260H173V262L175 261V262H182L183 261V259L185 258V252H189L190 251V253L192 254V253H196V252H199V248L197 247V249L195 248L196 246H199V244H198V242L199 241H201V238H199V240L198 239H196L195 240V238H193L192 239V236L191 235H189V237L190 238H187V239H190L191 241L190 242H188V240H187V242H188V245H189V243L190 244H193V245H191L190 247H188V245L186 244L187 242H185L184 243V245H185V247L184 246H181V244H178L177 242H175V239H174V237L176 236V237H178L179 236V234H180V236H181V233L184 235V233L185 232H188L189 230H186L187 228V224L188 223H190V224H193L194 222H193V220L192 221H190L191 220V218H194L195 219V217H199V219H201V217L203 218V221L205 220L204 219V217L203 216H205L206 214H207V212H209V210L207 211V208H205V206H201L200 207V205H192V206H189V205H191L192 203L194 204V202H190V204L188 203H185L184 201H183V199L186 201L187 199H186V197H183L182 196V198L181 199H179L180 198V196H178V194L180 195L181 194V191L183 192H188V191H231V192H236V193H238L239 195L241 194L242 196H241V200L243 201L244 200V202L245 203H248V201L247 200H250L249 202H250V206H251V208L248 206V207H246L245 205H243V204H241V202H235V204H234V206H233V209L232 210H227L226 212L225 211H223V214H222V216L220 215L219 217H218V219H217V217H216V215H218L217 214V212L218 211H220V210H216L215 208H214V205L211 207V208H214L215 210H212L214 213H216V214H214L213 212H212V214L214 215L213 217H211V220H210V222L211 221H213L214 220V218L216 217V222H213L214 224H209V225H211V227H209V229L207 230L205 227L207 226V224L209 223V220H207L206 222H207V224L205 223V224H201V230H203L202 232H204L205 233V231H206V234H205V239H204V241L205 240H207V244H209L210 245V243L209 242H211L212 240H213V237L211 238V239H209L210 238V236L212 235V234H215V235H213L214 237H215V239L213 240V242L214 243H212V245H211V247L210 246H208V245H206L205 243V245L208 247V250L206 251V247L204 248L203 247V245H201L200 246V250L202 249V251L201 252H204V254H206V257H208L209 256V254L212 252V254H216V252H217V250H220L219 248H222V245L224 244L223 242V240H225V238L226 237H228L229 235H231V234H235L234 235V237L236 238V240H237V237L239 236L240 238H242V241H240L239 239H238V241H240V242H237V243H240L239 245H241V247H237V250H235L234 252H232V254L234 253L235 255V257H237V258H232L233 259V261H234V264H235V262L237 263V264H264V221H260L259 220V218L257 219L256 218V215L254 214V212H255V210H254V208H255V206H256V204L258 205V202H260V200H259V198L258 197H255L254 196V194H253V196H252V194H251V196H250V198H248L247 199V197H243V195L244 196H246L248 193H250L251 191H258V189H255V188H257V186L254 188V186L255 185H259V187H260V184H261V180L262 179H264V146H262V145H264V116H260V114H258L259 112H254V111H251L250 109H247V108H245V107H243V104L241 105H239L238 104V107H237V109H235L237 112H238V117H237V119H239L238 121L240 122V123H242V126H243V129L245 128V132L247 131V133H249L250 135H252L254 138H256L255 139V141H253L254 143H255V145H256V143L258 144L259 143V145L261 146L260 148H253V147H251V146H248L249 148V150H247L246 151V149H242V147H243V145H242V147L241 148H239V149H241L239 152H237V153H235L234 151H231L229 148H225V146L222 144V142L223 141H219V143H217V144H211L210 142H209V140H212V138H213V134L211 135L210 134V130L212 129L211 128V125H209L210 123H206V121H207V118H206V120H204L205 118V116H203L202 114H205L204 112L201 114L200 113V115H199V113L198 112H202V111H199V109H196L195 107L196 106H198V105H196V106H193L192 105V103H195V100H199V98H202V97H200V95L198 94L199 92H197V91H201V90H203L202 89V86L203 85H205V83H206V87H213V85H217V84H219L221 87V89H224L225 90V84H224V82H222V79L220 80V79H218L219 78V76H218V78H217V76H214L213 74V71L212 70H210V66H208V63H207V56H204V58H203V55L201 56V55H196V53H194V51H192V49H191V47H189V46H191V42L189 43V41H187L188 39H186L185 41H187V42H185L184 40H182L184 37H182V36H180L181 34H178L179 36L178 37H180V41H182L183 42V44L180 42V41H178V43H176L177 42V40H174V41H176L175 43L176 44H174L173 46H174V48H176L175 46H179V44H182V49L184 50L183 51V55H184V57L183 58H185L186 59V63L190 66V68H193V69H191V71H196V70H198V67L199 68H201V69H199V70H201L200 72H202L201 74L204 76H201V78L200 77H198V76H196V74L194 73V72H191V74H195V77L193 76H191L192 77V81L193 82H195V79L193 80V78H199L200 80H201V84H203V85H201L199 82H195L196 84H198L199 83V85H201L200 86V90H197L196 91V89H199L198 87H199V85H197V87L195 88V83H193L192 84V90L190 89L191 87H190V85H189V87H188V89H187V91L190 89L192 92H193V94L191 93V92H188L187 94H185V92L184 93H182V94H185V96L186 95H190V94H192V96H193V98L190 96L189 97V95L187 96V97H189L188 99L190 100V102L188 101V99H186V97L184 96H182L181 94H179V96H177V97H175V95L173 94V92L172 91H170L171 92V94H170V92L167 90V88L166 89H164V91H166L167 90V92H162V94H165V95H168L167 93L169 92V95H174V96H172L171 98V101L173 102V105H174V102L175 101H173L174 100V98H177V103L175 102V105H174V108H176V109H178V110H175V111H178V112H180V113H178L177 112V114H179L178 116H179V120H180V124L179 123H177L176 121H178L177 120V118L175 119L174 118V120H176V121H174V123L176 122V124H178L177 126H178V129L177 130H179V129H181V134H179V135H181L182 136V139H180L181 137L179 136L178 137V135H177V130H176V128L175 127H173L174 125L176 126V124H172L171 125V122L173 121V120H171L170 122H165V121H163L162 122V120L163 119H160V118H163L162 117V113H160V112H158V111H161V108H160V110H158V109H156V108H159L160 107V105H159V107H156L155 105V107L153 106V104H150V105H152V107H154L153 109H151V111H152V113H153V111L155 110V112H154V114H155V117H154V120H155V123L153 124L151 121V123H152V127L149 125V123L148 124H146L145 122H147V117H148V112H147V114H146V109L145 110H143L144 109V106H141V105H136V106H134V104L135 103H137V104H140L139 103V101H137V100H135V98H134V100L136 101H134L133 99H131L132 101H134L133 102V104L131 105V106H129L131 103H130V100H127V99H129V98H127L125 95H126V93L125 94H123L122 96H119L118 95V89H117V84L116 83H119V82H116L115 83V81H117V80H115V77H116V75H117V73H116V75H114V71L113 70H115V69H117V66H119V64H120V60L122 59V56L120 57V60H119V56H120V49L122 50V48H121V46L122 45H124V44H122L121 46H119V45H117L116 44V46H118V48H119V51H118V55L117 56H115V57H117L116 58V60H119V62L117 63V66H115V67H113L116 63H115V61L116 60H114V65L112 66V61H111V59H112V56L113 55H115L114 54V52L116 51V50H118V48H114L111 44H107V42H106V39H103V36L104 35H106V36H108L109 37V35H108V33H110V32H108L107 31V34L105 33L106 32V29L109 27V29L110 30H112L113 28L115 29V31H116V28H117V24H119V22L120 23H124L121 19L119 20H117V18H119V15H117L118 13V11H116L117 10V8H115L114 7V5H111V6H113L114 7V11H113V9H109V7H111L110 6V4L109 3H111L112 2V0H111V2H109V1H107L106 0V3H102L101 4V7L104 5V4H106V5H108L107 6V8H106V10H111L110 11V13L113 11L114 12V14L116 13V17L112 14V16H113V18L115 17L116 18V20L117 21H115V18H114V21H113V18H112V16H110V17H108L109 15H111L108 11H107V13H109V15H107V13L103 10V8H99V10H97L98 9V7H100V6H98L97 7V5H98V3H96V0H95V4H94V0H35V8H34V10H29L30 8V6L29 7H26V10L28 11L29 10V12H27L26 10L24 11L23 9L24 8H19V9H17L16 7H12L13 6V4H12ZM17 2H19V1H17ZM91 2V3H90ZM102 2V1H101ZM100 1H99V3H101ZM107 2H109L108 4H107ZM116 2V1H115ZM119 2H117V3H119ZM160 2V1H159ZM173 2V1H172ZM178 3H180V0L179 1H177ZM176 2V3H177ZM205 2V1H204ZM203 2V3H204ZM208 2H209V0H208ZM249 3H250V0L248 1ZM248 2H247V4H248ZM1 3H2V5H3V2L1 1ZM7 3V2H6ZM15 3V2H14ZM121 3H119V4H121ZM125 3V2H124ZM165 3V2H164ZM176 3H175V5H176ZM177 3V4H178ZM193 3V2H192ZM195 3V2H194ZM200 3V2H199ZM198 3V1L196 2V5L197 4H199ZM211 3V2H210ZM245 3V2H244ZM253 3V2H252ZM251 3V4H252ZM253 3V4H254ZM261 5H260V4ZM19 4H21L20 2H19ZM23 4V3H22ZM33 4V3H32ZM122 4H121V6H122ZM130 3H127V5H129ZM151 4V6L150 7H152V6H155V4H153V3H150ZM153 4V5H152ZM183 4H178V6H179V9H180V12H181V8H183V7H186L185 5H183ZM133 5V4H132ZM139 5V4H138ZM172 5V4H171ZM202 5V4H201ZM210 5H212V7H210L211 9L212 8H215L217 5H214V3L212 4H210ZM213 5L215 6V7H213ZM24 6H25V2H24ZM23 6V7H24ZM27 6V5H26ZM141 6V5H140ZM145 6V5H144ZM173 6V5H172ZM178 6H175L176 8H178ZM189 6H191V7H193V10L194 11H192V9H191V7H189ZM194 6H195V4H194ZM193 6V4L191 5V4H189L188 5V7L187 8H185V10H187L188 12H189V10H191L190 12H189V14L187 13V11H184L183 10V12L182 13H184V12H186L185 14H187V15H185L184 17V19L186 20V18L188 19V20H190V21H185L183 18H182V20H184L185 22H186V27H188L190 24H194V26H193V24H192V27H191V25H190V27L189 28H191V29H189V30H191L190 31V33L193 35L194 34V37H195V34H196V36L198 37V35H199V30L197 31L198 32V35H197V32H195L196 30H197V27L199 28V27H202L201 26V21H202V25H203V27L201 28V29H204L205 30V28H206V30H209V28L207 29V26H212V22H210V20H209V22H210V24H203L204 23V19L202 18V17H200V15H202L203 13H204V8H203V6H199L198 5V8L197 7H194ZM205 6H207V4H205ZM208 6H209V3H208ZM249 6H251V5H249ZM32 7V6H31ZM104 8H105V5L103 6ZM112 7V8H113ZM124 7H125V11L126 10H128V9H126V5H124ZM128 7V6H127ZM149 7V8H150ZM157 7V5L155 6V7H152L150 10L151 11H153L155 8ZM161 7V6H160ZM160 7H158V8H160ZM174 7V8H175ZM201 7V8H200ZM244 7V6H243ZM252 7H255L254 5H252ZM2 8V9H1ZM118 8L120 9V7H119V5H118ZM146 8V7H145ZM145 8H142L141 7V9H145ZM149 8H146V10H143L142 11V13H143V15L145 14L146 16H147V14H150L149 12H150V10H148ZM168 8V7H167ZM174 9V13H176V12H179V11H176L177 9ZM195 8V9H194ZM200 8V9H199ZM208 8L209 7H207L206 9H207V11H205V13L203 14V15H206V18L208 19L209 17H208ZM209 8V9H210ZM219 8V7H218ZM241 8V7H240ZM31 9H33V8H31ZM102 9V10H101ZM140 9V8H139ZM202 9V10H201ZM216 10H214L216 13L219 11L217 8H215ZM258 9V8H257ZM257 9H255L254 8V11L252 10V12L254 13ZM261 9H264V7H262ZM260 8H259V10H260V13L262 14V15H264V11H262ZM101 10V11H100ZM156 10H159V14H161V11H160V9H155V11ZM213 10V9H212ZM259 10H257V12L259 11ZM99 13H98V12ZM103 11L106 13V15H102V14H104L103 13ZM121 11V10H120ZM119 11V14L121 13L122 14V12H120ZM166 11H167V9H166ZM176 11V12H175ZM242 11V10H241ZM128 12V11H127ZM154 12V11H153ZM191 12H192V14H191ZM212 11H210L209 13H210V16L211 15H213L212 13H211ZM223 12V11H222ZM101 13V14H100ZM128 13H130V12H128ZM132 13H134L133 11H132ZM155 13V12H154ZM198 15H197V14ZM214 13V12H213ZM241 13V12H240ZM247 13V12H246ZM251 13V12H250ZM7 14H6V17H7ZM157 14V13H156ZM176 14H178V13H176ZM190 14L192 15V17H190ZM196 14V15H195ZM219 14H221V11L220 12H218L217 13V15H219ZM152 15H154V14H152ZM168 15V14H167ZM173 15V14H172ZM253 16H254V14H252ZM256 15V14H255ZM258 15V14H257ZM256 15V16H257ZM118 16V17H117ZM142 16V15H141ZM145 16V18H143V19H146L147 17ZM155 16V15H154ZM153 16V17H154ZM158 16V15H157ZM164 16H165V14H164ZM169 16H171L170 14H169ZM259 16H260V18H262V19H264V17H261V15L259 14ZM10 17V16H9ZM149 17H150V15H149ZM156 17V16H155ZM174 17V16H173ZM179 17V16H178ZM180 17H183V15L181 14L180 15ZM193 17L195 18V19H193ZM199 17H200V19H199ZM213 17V16H212ZM216 17H218V16H216ZM215 17V18H216ZM220 17H221V15H220ZM219 17V18H220ZM222 19H224L225 17L223 16V13H222ZM246 17V16H245ZM106 18H109V19H106ZM110 18H112V20L110 21ZM142 18V17H141ZM159 18V17H158ZM162 18V17H161ZM165 18V17H164ZM163 18V19H164ZM190 18H192V20L190 19ZM214 18V17H213ZM247 18V17H246ZM3 19H8V18H1L0 20H1V22L2 21H6V20H3ZM105 19V20H104ZM123 19V18H122ZM125 19V18H124ZM139 20H141L140 18H138ZM143 19H142V23H144L143 22ZM152 19H154V18H152ZM175 19V18H174ZM178 19V18H177ZM198 19V20H197ZM210 19H212V18H210ZM227 19V18H226ZM226 19H224V22H225V20ZM126 20V19H125ZM138 21L139 22V20H137V19H134V22L135 23H133V25H137L138 24V22H136V21ZM150 20H151V18H150ZM170 20V19H169ZM180 20V19H179ZM214 20V19H213ZM259 20H261V19H259ZM10 21H8L7 20V22H8V27L10 28V25L12 26V24H10L9 22ZM103 21H105L104 23H106V29H105V31H103L104 29H102L103 28ZM194 21H198L197 23L196 22H194ZM212 21V20H211ZM218 21V20H217ZM227 21V20H226ZM243 21H246V20H243ZM247 21H248V19H247ZM246 21V22H247ZM251 21V20H250ZM257 21V20H256ZM1 22H0V24H1ZM3 22V23H4ZM7 22H5V25L3 26L5 29H6V24H7ZM175 22V21H174ZM178 22V21H177ZM184 22V23H185ZM231 22V21H230ZM230 22H226V23H229L228 25L230 26ZM132 23H131V25H132ZM137 23V24H136ZM155 23H156V21H155ZM162 23V22H161ZM183 23V24H184ZM187 23H189L188 25H187ZM214 23V22H213ZM249 23V22H248ZM260 23H262V22H260ZM24 24V23H23ZM25 24H27V23H25ZM152 24V23H151ZM158 23H156L155 25H157ZM174 24V23H173ZM177 24H179V23H177ZM197 24H199L200 26H198ZM224 24V23H223ZM222 24V25H223ZM244 24H245V22H244ZM255 22H254V26H255ZM259 24V23H258ZM3 25V24H2ZM20 25V24H19ZM102 26V28L100 29V27ZM125 25H126V28H127V23L125 22ZM124 25V26H125ZM138 25H140V24H138ZM136 26L135 28H139L140 27V29H137L138 31H139V35L140 36H143L142 35V33L144 32V31H142L143 30V28H141L142 26ZM142 25V24H141ZM227 24H226V26H228ZM250 25V24H249ZM261 25H264V24H261ZM6 26V27H5ZM18 26V25H17ZM22 26H24V25H22ZM100 26V27H99ZM115 26H116V28H115ZM122 26V25H121ZM120 26V27H121ZM147 26V25H146ZM180 26H181V24H180ZM197 26V27H196ZM216 26V25H215ZM218 26V25H217ZM219 26H220V24H219ZM228 26V27H229ZM232 26V25H231ZM230 26V28H232ZM246 26V25H245ZM1 28H2V26H0ZM19 27V26H18ZM119 27V28H120ZM156 27V26H155ZM154 27V28H155ZM160 27H162V25L160 26ZM185 27V28H186ZM193 27L195 28L194 30H193ZM213 27H214V25H213ZM224 27V26H223ZM234 27H235V24H234ZM252 27V26H251ZM259 27H260V24H259ZM262 28H261V30H264V26H261ZM126 28H125V30H126ZM147 28H148V26H147ZM169 28V27H168ZM177 28V27H176ZM180 28V27H179ZM178 28V29H179ZM182 28V27H181ZM180 28V29H181ZM215 28V27H214ZM213 28V29H214ZM218 29L220 28V27H217ZM217 28H216V31H217ZM222 28V27H221ZM255 28H256V26H255ZM4 29V30H5ZM8 29V28H7ZM16 29V28H15ZM121 29V28H120ZM132 29H134L133 27H132ZM153 29V28H152ZM164 29V28H163ZM183 29V28H182ZM200 29V28H199ZM212 28H210V30H211ZM253 29V28H252ZM256 29H258V28H256ZM3 30V29H2ZM9 30V29H8ZM100 30V31H99ZM103 31V33H105V34H103V36L101 37L100 35L102 34V31ZM108 30V29H107ZM123 30V29H122ZM136 29H134V31H135V33L137 34L138 33V31H137ZM165 31H166V29H164ZM163 30V31H164ZM206 30H205V32H206ZM231 30V29H230ZM229 30V31H230ZM235 30V29H234ZM238 30V29H237ZM260 30V29H259ZM114 31V30H113ZM111 32V34L113 33H116V32H118V31H114V32ZM126 31H128V29L126 30ZM130 31V30H129ZM127 32V33H129L130 35L132 34L131 32ZM142 31V32H141ZM168 31V30H167ZM171 31V30H170ZM192 31H193V33H192ZM215 31V33H217ZM233 31V30H232ZM239 31V30H238ZM250 31V30H249ZM7 32V31H6ZM12 32V31H11ZM16 32V31H15ZM17 32H19V31H17ZM20 32H21V30H20ZM24 32H26V31H24ZM33 32V33H32ZM176 32V31H175ZM185 32V31H184ZM195 32V33H194ZM201 32V31H200ZM211 32H212V30H211ZM248 32V31H247ZM1 33V32H0ZM13 33V32H12ZM39 33H42L44 36L42 37V38H35L36 37V35L35 34H37V37H41L42 35L41 34H39ZM121 33V32H120ZM123 33V32H122ZM126 33V34H127ZM145 33V32H144ZM143 33V34H144ZM164 33H166V32H164ZM163 33V35H167V34H164ZM178 33H180V32H178ZM181 33H182V31H181ZM202 33H204L203 31H202ZM206 33H208L209 34V32H206ZM205 33V34H206ZM239 33V32H238ZM249 33V32H248ZM1 34H3V33H1ZM6 34V33H5ZM4 34V35H5ZM16 34V33H15ZM23 34V33H22ZM35 35V37H34V35ZM119 34V33H118ZM117 34V35H118ZM125 34V33H124ZM146 34V33H145ZM156 34H157V32H156ZM161 32L158 34V36L159 37H161ZM176 34V33H175ZM185 34V33H184ZM183 34V36H185ZM204 34V35H205ZM211 34V33H210ZM209 34V35H210ZM12 35V34H11ZM18 35V34H17ZM26 35V34H25ZM39 35V36H38ZM41 35V36H40ZM116 35V34H115ZM117 35H116V37L115 38H118L117 37ZM123 35V34H122ZM122 35H120L121 37H122ZM138 35V34H137ZM171 35V34H170ZM242 35V34H241ZM6 36V35H5ZM119 36V35H118ZM124 36V35H123ZM126 36V35H125ZM132 36V35H131ZM173 36V35H172ZM176 36V35H175ZM200 36V35H199ZM201 36L203 37V35L201 34ZM1 37V36H0ZM8 37V36H7ZM9 37H11V36H9ZM17 36H15V38H16ZM21 37V36H20ZM19 37V38H20ZM105 37V36H104ZM112 37H113V35H112ZM147 36L145 35V38H146ZM166 37V36H165ZM182 37V38H181ZM191 37V36H190ZM193 37V36H192ZM205 37V39L208 37L209 38V36H204ZM246 37V36H245ZM18 38V37H17ZM22 38V37H21ZM122 38H124V37H122ZM141 38H143V37H141ZM149 38V37H148ZM147 38V39H148ZM173 38V37H172ZM185 38H186V36H185ZM196 38V37H195ZM210 38H211V35H210ZM4 40H5V37L3 38ZM7 39V38H6ZM10 38H8L7 40H9ZM24 39V38H23ZM124 39H127V38H124ZM156 39V38H155ZM174 39H176L175 37H174ZM194 39V38H193ZM212 39H213V37H212ZM211 39V40H212ZM1 40V39H0ZM108 41H109V39H107ZM115 40H117V39H115ZM136 39H134V41H135ZM144 40V39H143ZM166 40V39H165ZM170 40H171V38H170ZM173 40V39H172ZM190 40V39H189ZM207 40V39H206ZM209 40V39H208ZM211 40H209L210 42L209 43H211V42H213V40L211 41ZM3 41V40H2ZM2 41H1V44H2ZM12 41V40H11ZM11 41L10 42H8L7 41V43H8V45H7V53H9L8 52V50L10 49V45L12 44L11 43ZM14 42L16 41V39H14L13 40ZM12 41V42H13ZM20 41H22V40H20ZM24 41V40H23ZM26 41V40H25ZM127 41V40H126ZM140 41V40H139ZM142 41V40H141ZM150 41V40H149ZM158 41H160V40H158ZM163 41V40H162ZM167 41V40H166ZM244 41V40H243ZM242 41V42H243ZM249 41V40H248ZM13 42V43H14ZM16 42H18V41H16ZM16 42H15V44H16ZM121 42V41H120ZM119 42V43H120ZM136 42H137V40H136ZM147 42H148V40H147ZM151 42V41H150ZM164 42V41H163ZM180 42V43H179ZM206 42V41H205ZM245 42V41H244ZM7 43H4V45L5 44H7ZM11 43V44H10ZM25 43V42H24ZM62 43H64L65 44V49H64V47H63V45H61ZM122 43V42H121ZM128 43H132V41H130V42H128ZM152 43L154 44V42L152 41ZM161 43V42H160ZM167 43V42H166ZM171 43H172V41H171ZM0 44V45H1ZM15 44H13V46H12V50H19V49H14V45ZM19 44V43H18ZM21 44V43H20ZM137 44V43H136ZM168 44H170L169 42H168ZM178 44V45H177ZM212 44V43H211ZM210 44V45H211ZM109 45H111L110 47H109ZM126 45V44H125ZM128 45V44H127ZM141 45V44H140ZM150 45V44H149ZM171 45V44H170ZM208 45V44H207ZM206 44H205V46H207ZM17 46H19V45H17ZM16 46V48H19V47H17ZM21 46H25V45H21ZM130 46V45H129ZM136 46V45H135ZM152 46V45H151ZM166 46H167V44H166ZM172 46V47H173ZM5 47V46H4ZM26 47H27V43H26ZM109 47V48H108ZM111 47H113V49L115 50V51H113V49H110ZM131 47V46H130ZM142 47V46H141ZM148 47H150V46H148ZM147 47V48H148ZM170 48V46L168 45L166 48H165V50H169V48H170V50H174L173 48ZM180 47V46H179ZM179 47H178V49H179ZM208 47H210L209 45L207 46V47H205V48H207V54L209 53V52H211L212 50H211V47H210V49L208 48ZM3 48V46H1L0 47V52H2V50L4 51V48ZM124 48H126V47H124ZM124 48H123V50H122V52L121 53H123L124 52V54H122V55H124V58H126L127 56L125 55V54H128L126 51H124ZM128 48V47H127ZM194 48V47H193ZM6 49V48H5ZM21 49H22V47H21ZM20 49V50H21ZM100 49H102V50H100ZM130 49H132V48H130ZM137 50L139 49V47L138 48H136ZM154 49V48H153ZM164 49V48H163ZM176 49L177 50V52H179L180 50H182V49ZM211 50V51H209V50ZM24 50L25 49H23V52H24ZM28 50V49H27ZM43 50L41 51V49H40V55L42 56V52H43ZM126 50V49H125ZM141 50V49H140ZM139 50V51H140ZM142 50H145V49H142ZM149 50V49H148ZM147 50V51H148ZM152 50V49H151ZM157 51H155V49H154V51L155 52H157V54H158V56L160 57L161 55H162V53L159 55V51L161 50H159L158 48L156 49ZM169 50V51H170ZM176 50H175V52H176ZM10 51V50H9ZM33 51V52H34ZM131 51V50H130ZM145 52V54L147 55L148 54V52ZM153 51V50H152ZM206 51V50H205ZM18 52L19 51H17V54H18ZM21 52L22 51H20L19 52V54H21ZM22 52V53H23ZM27 52V51H26ZM25 52V53H26ZM38 52V53H39ZM60 52V51H59ZM129 52V51H128ZM133 52V51H132ZM142 52V51H141ZM155 52H150V53H155ZM171 52V51H170ZM174 52V53H175ZM175 53V54H178V53ZM181 52V51H180ZM185 52V53H184ZM3 53V52H2ZM2 53H1V55H2ZM5 53V57L7 56V57H9V58H11L10 56V53L8 54V55H6V52H4ZM35 53V52H34ZM37 53V54H38ZM44 53V52H43ZM134 53V52H133ZM150 53L148 54V56L149 57H151L152 59H153V57L152 56H155V54H151L150 55ZM173 52H171V54H172ZM173 53V55H175ZM204 53V52H203ZM202 53V54H203ZM12 54V53H11ZM14 55H15V53H13ZM13 54H12V57L15 59V57H16V55L15 56H13ZM18 54V55H19ZM56 54V55H57ZM117 54V53H116ZM143 54H144V52H143ZM170 54V55H171ZM180 54V53H179ZM178 54V56H180ZM206 54V55H207ZM212 54V53H211ZM0 55V56H1ZM17 55V58H16V60L15 61H13L14 59H9V60H11V61H9L7 58V60H8V62H12L13 64H15L16 62H17V64H18V62H20L21 60H19L20 59V55L18 56ZM23 55V54H22ZM26 55V54H25ZM27 55H28V53H27ZM32 55H33V53H32ZM169 55V56H170ZM173 55H171V57H170V59L172 58L174 61H175V59H176V62H174L173 60H170V63H171V61H172V63H173V65H174V63L176 64L177 62V64L175 65L176 66V68L180 65V63H181V65H180V68H181V71L183 70V71H185L184 72V74L185 75H187V70H188V68L189 67H187L186 66V64H185V62H183L182 63V60H181V58H179L178 56V58L176 57V55L174 56V58H173ZM37 56H39V55H37ZM131 56V55H130ZM198 56V57H197ZM209 56H210V53H209ZM19 57V58H18ZM22 57V56H21ZM24 57V56H23ZM58 57V56H57ZM114 57V58H115ZM144 57H145V55H144ZM143 57V58H144ZM148 57V61L146 62L147 64H148V62L150 61V59L151 58H149ZM157 57V56H156ZM31 58H33V57H31ZM44 58V57H43ZM46 58V57H45ZM44 58V59H45ZM48 58V57H47ZM128 58V57H127ZM139 58V57H138ZM163 58H165V57H163ZM1 60H4L3 58H0ZM17 59H18V61H17ZM44 59H42V58H40V57H37L36 58V53H35V61H34V59H33V62H35L34 64H35V68L39 71H41V70H43V66L45 65V64H47V66H49L48 64H50V63H52L54 60H52V62H50V63H45V64H43L44 62H45V60ZM49 59H50V57H49ZM52 59V58H51ZM161 59V58H160ZM160 59H158L159 61L158 62H160V65L162 64L161 63V61H162V59L160 60ZM207 59V60H206ZM127 60V59H126ZM142 60V59H141ZM145 61H146V58L144 59ZM178 60V61H177ZM180 60V61H179ZM211 60V59H210ZM228 60V59H227ZM6 61V60H5ZM47 62H48V59L46 60ZM166 61V60H165ZM4 62V61H3ZM122 62V61H121ZM127 62H129V59L127 60ZM144 62V61H143ZM152 61H150L149 63H151ZM155 62V61H154ZM157 62V61H156ZM163 62V61H162ZM180 62V63H179ZM21 63V62H20ZM60 63V66H62V64H61V62H59ZM58 63V64H59ZM125 63V62H124ZM129 63H132L131 61L129 62ZM128 63V65H130V66H128L130 69H131V73L133 74H135L136 75V73H139V72H136V71H134V67L132 68V64H129ZM142 63V62H141ZM166 63V62H165ZM164 63V64H165ZM17 64H16V66H17ZM58 64H56V65H58ZM145 64V63H144ZM146 64V65H147ZM154 64V63H153ZM152 64V65H153ZM185 64V65H184ZM229 64V63H228ZM1 65V64H0ZM2 65H4V64H2ZM25 65V64H24ZM52 65V64H51ZM51 65H50V67H51ZM54 66H55V64H53ZM52 65V68L54 67ZM137 65H138V63H137ZM149 66H150V64H148ZM147 65V66H148ZM151 65V66H152ZM156 65L157 66H155V68L156 67H159V65H158V63H156ZM178 65V66H177ZM202 65V66H201ZM23 66V65H22ZM40 68H39V67ZM46 66V65H45ZM142 66V65H141ZM162 66V65H161ZM160 66V67H161ZM184 66H185V68H184ZM262 66H264V64H262L261 65V67ZM7 67V66H6ZM56 67V66H55ZM54 67V68H55ZM57 67H59V66H57ZM56 67V68H57ZM63 67V69H64V66H62ZM98 67H102V68H104L105 70H108L109 68L111 69V71H109V73H107L105 70H103V71H105V72H100V71H102V70H100ZM140 67V66H139ZM145 67V66H144ZM3 68V67H2ZM1 68V69H2ZM39 68V69H38ZM46 68H49V67H46ZM46 68L43 70V71H45L46 70ZM122 68V67H121ZM150 68V67H149ZM173 68H175V67H173ZM179 68V67H178ZM177 68V69H178ZM197 68V69H196ZM242 68V67H241ZM258 68H260V67H258ZM7 69H8V67H7ZM36 69H35V72H36V74L38 73V71H36ZM145 69V68H144ZM160 69V68H159ZM165 69L166 68H164V71H165ZM184 69H186V70H184ZM212 69V68H211ZM262 69V68H261ZM260 69V70H261ZM5 70V69H4ZM53 70H56V69H52L51 71L52 72H50L51 74L53 73ZM100 70V71H99ZM119 71H118V73H120V71L121 70H123V68L122 69H118ZM135 70H137V69H135ZM154 70V69H153ZM161 70V69H160ZM173 70V69H172ZM236 70H237V67H236ZM239 70V69H238ZM255 70H257V69H255ZM1 71V70H0ZM20 71V70H19ZM48 71H49V69H48ZM132 71H134V72H132ZM148 71V70H147ZM155 71V70H154ZM167 71V70H166ZM166 71H165V73H166ZM178 71H179V69H178ZM183 71L181 72V74H180V72H177V73H179V75L181 76L182 75V73H183ZM240 71V70H239ZM7 72V71H6ZM56 72V71H55ZM115 72H117V71H115ZM123 72V71H122ZM128 72V71H127ZM130 72V71H129ZM141 72V71H140ZM144 72V71H143ZM150 72H152V71H150ZM169 72V71H168ZM240 72H242V71H240ZM240 72L238 73V72H236V74L238 73L239 74V76L241 77V75L242 74H244V72L240 75ZM255 72V71H254ZM21 73V72H20ZM19 73V74H20ZM57 73V72H56ZM55 73V74H56ZM100 73V74H99ZM101 73H103V74H101ZM105 73V74H104ZM164 73V74H165ZM172 73V72H171ZM216 73V72H215ZM3 74V72L1 73V75ZM13 74V73H12ZM68 74V75H67ZM107 74V75H106ZM143 74V73H142ZM156 74V73H155ZM154 74V75H155ZM161 74V73H160ZM198 74V73H197ZM200 74V75H201ZM217 75H218V73H216ZM236 74H234V78H235V75ZM254 74V73H253ZM256 74H258V71H257V73ZM255 74V75H256ZM262 74V73H261ZM3 75H6L5 74V71H4V74ZM2 75V76H3ZM38 75H40V77H41V73L40 74H38ZM58 75V77H60L59 76V73L57 74ZM99 75H102L101 77L104 79L105 77V79L104 80H102V79H100L101 77L99 76ZM106 75V76H105ZM145 75V74H144ZM152 75V74H151ZM150 75V76H151ZM158 75V74H157ZM178 75V76H179ZM185 75L183 76V79H184V77H185ZM259 75V74H258ZM258 75H257V77H258ZM262 75H264V74H262ZM13 76V75H12ZM55 76V75H54ZM103 76H105V77H103ZM140 76V75H139ZM175 76V75H174ZM179 76V77H180ZM188 76V75H187ZM237 76V75H236ZM43 77V76H42ZM45 77V76H44ZM50 77V75L48 76V78ZM63 77H65V78H63ZM125 77V76H124ZM137 77H138V74H137ZM141 77V76H140ZM147 77V76H146ZM203 77V78H202ZM221 77V76H220ZM239 77V78H240ZM262 77V78H261ZM38 78V77H37ZM50 78H52V77H50ZM116 78H118V75H117V77ZM120 79H121V77H119ZM142 78V77H141ZM140 78V79H141ZM177 77H175V79H176ZM182 78V77H181ZM217 78V79H216ZM239 78H237V79H239ZM242 78H243V76H242ZM258 78H260V79H264V76H261V75H259V77ZM39 79V78H38ZM42 79V78H41ZM123 79V78H122ZM122 79L120 80V81H122ZM126 79V78H125ZM161 79H162V76H161ZM167 79V78H166ZM180 78H178V80H179ZM187 79H188V77H187ZM198 79V80H199ZM203 79V80H202ZM205 79V80H204ZM236 79V78H235ZM236 79V80H237ZM241 79V78H240ZM240 79H239V84H240ZM44 80V79H43ZM42 80V81H43ZM49 80V79H48ZM100 80H102V82L104 83V81L105 82H107L106 84H105V88H106V92H108L107 94H106V92H104L103 90H102V92H103V94L102 95H100L101 96V98H100V96H99V98L101 99L100 100V102H99V98H98V103L96 102V100H97V96H98V93H100L99 91L103 88V86H101V82H100ZM138 80V79H137ZM143 80H144V78H143ZM147 80V79H146ZM149 80V79H148ZM168 80V79H167ZM40 81V80H39ZM56 81V80H55ZM119 81V80H118ZM125 81V80H124ZM128 81V80H127ZM142 81V80H141ZM140 81V82H141ZM153 81V80H152ZM159 81V80H158ZM179 81H182V80H179ZM205 81V83H202V82H204ZM238 81V80H237ZM36 82H38V81H36ZM35 82V83H36ZM41 82V81H40ZM46 82V81H45ZM58 82V81H57ZM137 82V81H136ZM138 82H139V80H138ZM139 82V83H140ZM169 82V81H168ZM189 82V81H188ZM43 83V82H42ZM121 83V82H120ZM127 83V82H126ZM147 83H149V82H147ZM157 83V82H156ZM167 83V82H166ZM182 83L184 84V85H187V84H185V82L184 81H182ZM123 83H121V84H119L118 86H121V87H123V86H125V84H123ZM141 84V83H140ZM139 84V85H140ZM146 84V83H145ZM155 84V83H154ZM168 84V83H167ZM172 84V83H171ZM174 84V83H173ZM180 84V83H179ZM195 84V85H194ZM37 85V84H36ZM62 85V86H63ZM133 85V84H132ZM150 85V84H149ZM43 86V85H42ZM53 86V85H52ZM102 88H101V87ZM156 86H157V84H156ZM162 86V85H161ZM169 86V85H168ZM171 86V85H170ZM177 86V85H176ZM35 87H37V86H35ZM40 87V86H39ZM38 87V88H39ZM51 87V86H50ZM55 87V86H54ZM53 87V88H54ZM60 86H58L57 88H59ZM64 87V86H63ZM62 87V88H63ZM126 87V86H125ZM164 87H166V86H164ZM178 87V86H177ZM183 87V86H182ZM205 87V88H206ZM223 87V88H222ZM56 88V87H55ZM100 88V89H99ZM131 88V87H130ZM146 88H148V87H146ZM155 89H156V87H154ZM179 88V87H178ZM186 88V87H185ZM215 88V87H214ZM213 88V89H214ZM217 88V87H216ZM219 88V87H218ZM217 88V89H218ZM26 89V88H25ZM48 89H49V87H48ZM52 89V88H51ZM104 89V88H103ZM120 89V88H119ZM124 88H122V89H120V91H122ZM144 89H145V87H144ZM149 89V88H148ZM177 89V88H176ZM210 89V88H209ZM220 89V90H221ZM27 90V89H26ZM39 90H41V89H39ZM47 90V89H46ZM50 90V89H49ZM48 90V91H49ZM65 90V89H64ZM134 90V89H133ZM178 90V89H177ZM206 90V89H205ZM219 90V89H218ZM228 90V89H227ZM51 91V90H50ZM49 91V92H50ZM52 91H55L54 89L52 90ZM60 91V90H59ZM68 91V90H67ZM70 91V90H69ZM68 91V93H71V92H69ZM91 91V92H90ZM92 91H94V92H92ZM119 91V94L121 95V92ZM139 91V90H138ZM148 91V90H147ZM147 91H144V92H147ZM150 91V90H149ZM153 91V93H154V90H152ZM152 91H150V93L152 92ZM162 91H163V89H162ZM176 91V90H175ZM47 92V91H46ZM92 93L93 95H92V99L91 98H89L91 95H89V100H88V98H87V100H85L86 98H84V96H86V95H84V93ZM122 92H125V90L124 91H122ZM132 92V91H131ZM177 92V91H176ZM205 92V91H204ZM67 93V94H68ZM97 93V95H94V94H96ZM141 93V92H140ZM139 93V94H140ZM149 93V92H148ZM161 92H159V95H161L160 94ZM177 93H179V92H177ZM198 94V96H197V94ZM210 93V92H209ZM62 94H63V92H62ZM101 94V93H100ZM133 94V93H132ZM142 94H143V92H142ZM146 94V93H145ZM152 94V93H151ZM200 94H201V92H200ZM211 94V93H210ZM221 94V93H220ZM229 93L227 92V94L226 93H224V95L225 96H230V95H228ZM41 95V94H40ZM56 95V94H55ZM58 96H59V94H57ZM64 95V94H63ZM65 95H66V93H65ZM155 95H157V94H155ZM165 95H161V97L162 96H164L165 97ZM204 95V94H203ZM223 95V96H224ZM233 95V94H232ZM58 96H56V97H58ZM123 96H125V99H123L124 97ZM205 96V101L203 100V98L201 99L204 103L205 102H207L208 103V106H211L210 107V109L213 111V108H214V104L211 102V101H209V100H207L206 99V96L207 95H204ZM123 97V98H122ZM132 97H135V96H132ZM147 98H150V99H152L153 97H154V95L152 96V97H148V96H146ZM156 97V96H155ZM169 97V96H168ZM197 97V99H195ZM208 97V96H207ZM209 97H211V96H209ZM208 97V98H209ZM237 97V96H236ZM236 97L234 98V97H232V98H227V100H228V102H232L231 104H229V106L230 105H232V104H234L235 105V102H237L238 100L236 99ZM59 98V97H58ZM138 98V97H137ZM146 98V100L144 99V101L146 102L147 100V102H148V104H149V99H147ZM156 98H158L159 99V97H156ZM155 98V99H156ZM51 99V98H50ZM90 99H91V101L93 100V102H94V100H95V102L97 103V105H95L93 102V104H91V107L93 108L92 110H93V112H92V110H89V108H91V107H89L88 108V105H89V102H90ZM142 99V98H141ZM154 99V100H155ZM161 99V98H160ZM194 99V100H193ZM52 100V101H53ZM143 100V99H142ZM153 100V99H152ZM152 100H150V103H152L151 101ZM153 100V101H154ZM161 100H163V99H161ZM167 100H169L170 101V98L169 99H167ZM176 100V99H175ZM224 100V99H223ZM222 100V101H223ZM237 100V101H236ZM87 101H88V104H87ZM127 101L129 102L128 104V106H127ZM131 101V102H132ZM166 101V100H165ZM170 101V102H171ZM193 101V102H192ZM221 101V100H220ZM225 101V100H224ZM47 102V101H46ZM49 102H51V100L49 101ZM55 102V101H54ZM160 103H162L161 101H159ZM192 102V103H191ZM202 102V105H204V103ZM53 103V102H52ZM51 103V104H52ZM59 103V104H58ZM75 103H77L76 105H75ZM122 104L123 103V105H120L121 106V108L123 107V109L121 110V108H120V110L118 109V107H120V106H118V107H116L117 108V111H119V112H121V116L123 117V120L121 121L120 120V118H121V116L119 117V115L117 116L116 114H115V112L114 113H112V111L111 110H113V109H115L114 107L115 106H117L118 104ZM126 103V104H125ZM223 103V102H222ZM155 104V103H154ZM158 104V103H157ZM177 104H180V106H182V107H180L179 105V107L180 108H183V109H181L182 110V112L183 111H185V112H181L180 111V108L179 107H177ZM209 104H213V105H209ZM1 105V104H0ZM47 105H48V103H47ZM92 105H94V106H92ZM149 105V106H150ZM170 105V104H169ZM201 105V106H202ZM207 105V104H206ZM227 105H228V103H227ZM77 106V107H76ZM87 106V107H86ZM90 106V105H89ZM133 106V108H131ZM162 106V105H161ZM53 107V108H54ZM81 108V110H82V112L84 113L85 112V109H87L88 108V114H81V115H83V117H84V115H85V117L83 118L82 116V118L83 119H85V118H87V122H88V116H89V123L91 124L90 126H88L89 125V123L86 125V123L87 122H85L86 120H82L80 117H79V115H78V108ZM130 107V108H129ZM147 107V106H146ZM173 107V106H172ZM199 107H200V105H199ZM213 107V108H212ZM227 107V106H226ZM235 107V106H234ZM0 108H2V107H0ZM113 108V109H112ZM166 108H168V106L166 107ZM171 108V107H170ZM193 108H195V110L193 109ZM198 108V107H197ZM229 108V107H228ZM131 109V113L129 112V110ZM219 109V108H218ZM1 110V109H0ZM80 110V111H81ZM166 110H168V109H166ZM174 110H172V111H174ZM89 111H90V113H89ZM110 111V112H109ZM145 111V112H144ZM149 111V110H148ZM157 111V112H156ZM164 111V110H163ZM172 111H170L171 113H172ZM214 111H215V108H214ZM235 111V112H236ZM50 112V111H49ZM162 112V111H161ZM216 112V111H215ZM51 113V112H50ZM81 113V112H80ZM92 113V114H91ZM110 113H112V114H110ZM151 113V114H152ZM163 113H165V112H163ZM175 114H176V112H174ZM173 113V114H174ZM49 114V113H48ZM61 114V115H60ZM102 114H104V117L102 118ZM109 115V117L107 118V116ZM114 114V115H113ZM119 114V113H118ZM128 114H130L129 116H128ZM132 114H133V116H132ZM135 114H137V116H138V118L136 117V115ZM150 114V113H149ZM166 114V113H165ZM167 114H168V112H167ZM174 114V115H175ZM226 114H227V112H226ZM92 115V116H91ZM102 115V116H101ZM105 115H107V116H105ZM111 115H113V116H111ZM233 115V114H232ZM236 115V114H235ZM91 116V117H90ZM125 116H127V118L129 117V119H130V122H132L135 118H137L135 121H133V122H135V123H133V124H128V119H126V120H124V117ZM150 116V118H152L151 117V115H149ZM161 116V117H160ZM164 116V115H163ZM167 116V115H166ZM170 116H171V114H170ZM184 116H186V117H184ZM200 117V119H199V117ZM207 116V115H206ZM234 116V115H233ZM107 118V120H106V118ZM117 117H119V118H117ZM236 117V116H235ZM235 117H232V119L234 118L235 119ZM79 118L81 119V121H79ZM105 118V119H104ZM156 118V119H155ZM166 117H164V119H165ZM40 119V118H39ZM133 119V120H132ZM168 119V118H167ZM166 119V120H167ZM172 119V118H171ZM198 119L199 120H201L200 121V123L201 124H204L203 122H205L206 123V125H209V126H204L203 125V128H202V131L200 132V130L198 129L197 131L198 132H200V134H196V133H198L197 131H196V128L198 127L196 124V128H195V126H193V124L192 123H190L191 122V120L193 121V120H196V121H198ZM34 120V119H33ZM33 120H32V122H33ZM38 120V119H37ZM75 120H77V121H75ZM132 120V121H131ZM152 120V119H151ZM36 121V120H35ZM61 121V120H60ZM233 121V123H234V120H232ZM237 121V120H236ZM76 122V123H75ZM85 122V123H84ZM149 122V121H148ZM179 122V121H178ZM77 123H78V126H76L77 125ZM197 123V122H196ZM35 124H37V122L35 123ZM39 124V123H38ZM76 124V125H75ZM147 125V127H148V125L150 126V128L148 129V128H145V129H148L147 130V132L145 131V129H144V131L142 130V126H144V125ZM201 124H198L199 126L201 125ZM66 125V126H67ZM235 125V124H234ZM62 126H64V124L62 125ZM65 126V127H66ZM87 126H88V128H87ZM1 127V126H0ZM18 127V126H17ZM36 127H39V126H36L35 125V128H34V130H36L37 128ZM241 127V126H240ZM19 128V127H18ZM17 128V129H18ZM39 128H41V127H39ZM62 128V127H61ZM91 128V129H90ZM199 128V127H198ZM233 128H234V126H233ZM242 128V127H241ZM1 129V128H0ZM10 129V128H9ZM12 129V128H11ZM42 129V128H41ZM41 129H40V131H41ZM66 129V128H65ZM65 129H64V132H66L65 131ZM90 129V130H89ZM2 130H4V128H2ZM6 130V129H5ZM13 130V129H12ZM24 130V129H23ZM37 130H39V129H37ZM35 131V141H32L33 139H32V137H31V139L32 140H30V141H32L30 144H35V142L36 143H38V141H40V133L38 134V131ZM58 130V129H57ZM60 130V129H59ZM142 130V131H141ZM222 130V129H221ZM228 130V129H227ZM240 130V129H239ZM7 131V130H6ZM17 131V130H16ZM15 131V132H16ZM27 131V130H26ZM29 131H31V130H29ZM63 130H61V131H59V133L60 132H62ZM90 131V132H89ZM180 131V130H179ZM216 131V130H215ZM215 131H214V133H215ZM32 132V131H31ZM37 132V133H36ZM43 132V131H42ZM53 132H54V130H53ZM57 132V131H56ZM92 132V133H91ZM204 133V136L201 134V133ZM223 132V131H222ZM4 133V132H3ZM6 133H9V132H6ZM12 134L14 133V132H11ZM20 133V132H19ZM24 133V132H23ZM27 133V132H26ZM179 133V132H178ZM239 133V132H238ZM16 134V133H15ZM15 134H14V136H15ZM31 134H33V133H31ZM36 134H38L39 135V137H37L38 135H36ZM56 134V133H55ZM66 134V133H65ZM68 134V133H67ZM101 134V135H100ZM221 133L219 132V135H220ZM246 134V133H245ZM8 135V134H7ZM27 135H29V133L27 134ZM43 135V134H42ZM59 135V134H58ZM96 135L99 137V139H101V140H99L98 139V137H96ZM237 135V134H236ZM4 136H6V135H4ZM9 136V135H8ZM30 136V135H29ZM53 136H55L54 134H53ZM65 136V135H64ZM102 136V137H101ZM221 136H222V134H221ZM242 136H243V134H242ZM248 136V135H247ZM252 136H251V138H252ZM3 137V136H2ZM7 137V136H6ZM24 137V136H23ZM25 137H27V136H25ZM24 137V138H25ZM36 137L37 138H39L38 139V141H36L37 139H36ZM101 137V138H100ZM187 139L188 141H187V143L186 144H188V146L190 147H188L187 149L186 148H184V149H182L183 148V143L185 142V139ZM218 137V136H217ZM248 137H250V136H248ZM247 137V138H248ZM5 138V137H4ZM2 139V141L4 140L5 141V139ZM10 138V137H9ZM9 138H7V139H9ZM13 138V137H12ZM45 138V137H44ZM214 138H216L215 136H214ZM213 138V139H214ZM219 138V137H218ZM243 138V137H242ZM14 139H16V138H14ZM17 139H18V137H17ZM21 139V138H20ZM92 139L94 140V139H96V140H98V142L96 143V140L94 141L95 143H93L92 142ZM184 139V141H180V140H183ZM1 140V139H0ZM22 140V139H21ZM25 140H27V138L25 139ZM28 140H29V138H28ZM49 140V139H48ZM216 140V139H215ZM238 140V139H237ZM4 141L2 142V143H4ZM7 141V140H6ZM9 141H12V140H9ZM46 141V140H45ZM213 141V140H212ZM14 142V141H13ZM21 143H22V141H20ZM25 142V141H24ZM27 142V141H26ZM34 142V143H33ZM41 142V141H40ZM47 142V141H46ZM45 142V143H46ZM53 142V141H52ZM181 142V143H180ZM216 142V141H215ZM227 142V141H226ZM242 142V141H241ZM18 143V142H17ZM51 143V142H50ZM246 143V142H245ZM28 144V143H27ZM49 144V143H48ZM180 144H181V146H180ZM185 144V145H186ZM252 144V143H251ZM4 145H5V143H4ZM7 145V144H6ZM9 145H11V142H10V144ZM8 145V146H9ZM19 145V144H18ZM39 145V144H38ZM45 145V144H44ZM47 145V144H46ZM51 145V144H50ZM227 145V144H226ZM254 145V144H253ZM258 145V146H259ZM2 146V145H1ZM37 146V145H36ZM240 146V145H239ZM238 146V147H239ZM11 147V146H10ZM24 147H26L25 145H24ZM27 147H29V146H27ZM39 147V146H38ZM42 147V146H41ZM50 147V146H49ZM52 147V146H51ZM237 147V148H238ZM37 148V147H36ZM246 148H247V146H246ZM2 149V148H1ZM39 149V148H38ZM55 149V148H54ZM185 149L187 150V151H185ZM29 150H31V146H30V149ZM40 150V149H39ZM243 150V151H242ZM244 150H245V152H244ZM4 151V150H3ZM37 151V150H36ZM33 152V151H32ZM31 152V153H32ZM41 152V151H40ZM51 152V151H50ZM59 152V151H58ZM221 152H222V154L224 153V155H223V158L221 157V159L224 161V163L222 164V163H220L219 162V158H220V156L222 155L221 154ZM29 153H30V151H29ZM28 153V155L30 156V154ZM36 153V152H35ZM60 153H61V151H60ZM79 153V154H80ZM232 153H234V154H232ZM17 154V153H16ZM50 154V153H49ZM82 154V153H81ZM80 154V155H81ZM85 154V155H84ZM39 155V154H38ZM17 156V155H16ZM50 156H52V155H50ZM31 158V157H30ZM50 158V157H49ZM35 158H33V160H34ZM61 158H59V160H60ZM66 159V158H65ZM37 160H39V158H37ZM222 160H220L221 162H222ZM73 162V161H72ZM218 162H219V164H218ZM209 163H211L210 165H208ZM72 164V163H71ZM214 164V166H212ZM218 164V166L221 168L222 167V171L221 172H219V173H217V172H215L216 174H215V176L213 175V177L211 176L210 177V175L211 174H213V173H210L211 172V170L212 169H209L210 168V166H212V167H216V171H218L217 170V166H215V165H217ZM247 164V165H246ZM54 165V164H53ZM202 165H207L208 166V169L206 170V167H205V170H203L202 168L204 167H202ZM222 165V166H221ZM245 165L246 166H249V167H246V170H244L245 169ZM51 166V165H50ZM54 167V166H53ZM202 167V168H201ZM67 168H68V165H67ZM72 168V167H71ZM79 168V167H78ZM119 168L120 170L123 168V170L126 168L127 170H128V172L127 171H122V172H124V173H128V174H125L124 176L123 175H116V174H118V173H122V172H118L117 171V169ZM183 168V169H182ZM219 168V169H220ZM253 170L252 172L253 173H247L246 171L248 170ZM50 169V168H49ZM80 169V168H79ZM215 168H213V170H214ZM42 170V169H41ZM51 170V169H50ZM74 170V169H73ZM221 170V169H220ZM248 170V171H249ZM43 171V170H42ZM47 171V170H46ZM70 171H71V169H70ZM49 172V171H48ZM116 172H118V173H116ZM210 173V175L208 176L207 175V178L209 179V177L210 178H212V179H210V180H208L204 175H206L207 173ZM124 173H122V174H124ZM203 173H205V174H203ZM240 174V175H239ZM100 175H102V177L100 176ZM71 176V175H70ZM204 176V177H203ZM100 177V178H99ZM71 178V177H70ZM74 178V177H73ZM73 178H71V179H73ZM88 178V177H87ZM99 178V179H98ZM102 178H103V180H102ZM83 180V179H82ZM88 180V179H87ZM93 180V179H92ZM71 181V180H70ZM77 181V182H76ZM75 182L78 184L79 182H78V180H76ZM89 181V180H88ZM90 181H91V179H90ZM94 182V181H93ZM45 183H47V182H45ZM71 183H73V182H71ZM15 184V183H14ZM69 184H70V182H69ZM68 184V185H69ZM80 184V183H79ZM85 182L83 183V185H82V187L83 188H87L86 189V191L88 190V191H93V190H90V189H92V187H94V186H91L92 184L90 183H88V184H85ZM99 184V185H98ZM135 184V188H137L139 185V187L137 188V189H141V190H139V191H141L143 194H141V192L139 193V194H136L137 192H138V190H137V192L135 193L136 195H134L133 197L132 196H130V200L128 199V197H126L125 195H123V193H121V192H123V191H129L130 190V187L132 188H134V185ZM137 184V185H136ZM139 184V185H138ZM91 187H89V186ZM132 185V186H131ZM262 186H264V183H262L261 184ZM42 186V185H41ZM45 186V185H44ZM71 186V185H70ZM69 186V187H70ZM73 186V185H72ZM77 186V185H76ZM75 185H74V187H76ZM97 186H95L94 188H97ZM12 187V186H11ZM10 187V188H11ZM68 187V188H69ZM7 188V187H6ZM14 188H16V187H14ZM97 188V189H98ZM132 188V189H133ZM134 188V189H135ZM262 188H264V187H262ZM13 189V188H12ZM70 189H71V187H70ZM76 189V188H75ZM128 189V190H127ZM5 190V189H4ZM16 190V189H15ZM38 190H40V189H38ZM79 190V189H78ZM95 190V189H94ZM136 190V189H135ZM135 190H134V192H135ZM262 190V189H261ZM8 191V190H7ZM10 191V190H9ZM43 191H46V190H43ZM97 191V190H96ZM101 191V190H100ZM133 191V190H132ZM158 191H160L161 193H159ZM172 191H174V192H172ZM240 193H239V192ZM243 191H245V192H247V191H250V192H248L247 194H243ZM177 192H178V194H177ZM180 192V193H179ZM216 192V193H217ZM242 192V193H241ZM45 193V192H44ZM126 193V192H125ZM128 193V192H127ZM167 193V194H166ZM195 193V192H194ZM197 193V192H196ZM195 193V194H196ZM215 193V192H214ZM261 193H264V192H261ZM131 194V193H130ZM129 194V195H130ZM134 194V193H133ZM169 194V195H168ZM187 194V193H186ZM186 194H185V196H186ZM201 194V193H200ZM203 194V193H202ZM201 194V195H202ZM218 194H219V192H218ZM222 194H224V192H222ZM206 195V194H205ZM208 195V194H207ZM209 195H210V193H209ZM208 195V196H209ZM213 195V194H212ZM143 196L145 197V196H147V197H145V199H147L148 201H150V202H153L154 203V207L153 208H151L150 207V209H151V211H149V212H147V210H146V213H143V214H146V215H142V217L141 218H143V219H141V221H140V219H139V221H140V223L139 224H137L136 222H134L133 220H132V212H134L135 211V209H139L140 207H139V205H144V207H145V205L147 204H143L144 203V198H143ZM176 196H178L179 198H176ZM194 196V195H193ZM214 197H215V195H213ZM232 196V195H231ZM109 197V196H108ZM132 197V198H131ZM191 197V196H190ZM196 197V196H195ZM202 196H200V198H201ZM207 197V196H206ZM205 196L203 197V198H206ZM218 197V196H217ZM216 197V198H217ZM239 197V196H238ZM249 197V196H248ZM105 198V197H104ZM174 198H175V201H174ZM188 198V197H187ZM193 198V197H192ZM191 198V199H192ZM197 198V197H196ZM216 198L214 199V198H210V199H214V201L216 200ZM222 198V197H221ZM232 198V197H231ZM240 198V197H239ZM109 199V198H108ZM133 199V200H132ZM176 199H178L177 200V202H176ZM198 199V198H197ZM196 199V200H197ZM236 199H238V198H236ZM133 201L132 202V204L134 203L135 204V207H134V204L132 205L131 204V202H129V201ZM142 200H143V202H142ZM183 201L185 204H186V206L188 205L189 207H187L186 208V206L184 207V208H182L185 204H182L181 203V201ZM194 200V199H193ZM196 200H195V203H196ZM234 200V199H233ZM104 201H106V198L104 199ZM108 201V200H107ZM106 201V202H107ZM146 201V200H145ZM147 201V202H148ZM179 201H180V203L183 205H181V208H180V206H179ZM188 201V200H187ZM204 201V200H203ZM208 201H209V198H208ZM211 201V200H210ZM235 201V200H234ZM177 203L176 205H175V203ZM206 202V201H205ZM205 202H203L202 204H204ZM223 202V201H222ZM104 203V202H103ZM141 203V204H140ZM152 203V204H153ZM212 203H213V201H212ZM224 204H226V202H223ZM243 203V202H242ZM244 203V204H245ZM164 204L167 206L168 204H169V208H171L170 206H172V210H163V209H168V208H165L166 206H164ZM170 204H172V205H170ZM200 204V203H199ZM206 205H209V204H207V203H205ZM204 204V205H205ZM221 204V203H220ZM219 204V205H220ZM227 204H228V202H227ZM223 205V204H222ZM248 205V204H247ZM104 206V205H103ZM146 206H148V205H146ZM179 206V208L181 209V211H183L184 209H188V210H186L187 211V213H189L190 212V214H194L193 216H195V217H192L190 214H186V216L185 215H183V214H181V215H183V217L184 218H182V220L181 219H173V215H176V214H180V213H176V211H178V212H180L179 211V208L177 209V207ZM239 206V209L237 208ZM133 207L135 208V209H133ZM139 207V208H138ZM144 207H142V208H144ZM207 207V206H206ZM220 207H221V205H220ZM229 207H231V206H229ZM240 207H241V209H240ZM98 208V207H97ZM101 208V207H100ZM99 208V209H100ZM106 208H108V209H106ZM146 208V207H145ZM75 209V208H74ZM73 209V210H74ZM148 209V208H147ZM221 209V208H220ZM70 210V209H69ZM139 210H141V209H139ZM252 210H254V212H252ZM259 210H262L261 208L259 209ZM68 211V210H67ZM101 211V210H100ZM99 211V212H100ZM172 211V212H171ZM175 211V213L173 214V212ZM185 211V210H184ZM189 211V212H188ZM217 211V212H216ZM109 212V213H108ZM143 212V211H142ZM221 212V211H220ZM69 213V212H68ZM102 213V212H101ZM104 213V212H103ZM135 213V212H134ZM139 213V212H138ZM149 213V214H148ZM186 213V212H185ZM211 213V212H210ZM209 213V214H210ZM105 213H104V215H102V216H105L106 215ZM211 214V215H212ZM257 214V213H256ZM69 215H71V214H69ZM138 215H140V213L138 214ZM172 215V216H171ZM189 215H190V217H189ZM211 215H209V216H211ZM262 215H264V214H262ZM23 216V215H22ZM71 216H73V215H71ZM135 216V215H134ZM137 216V215H136ZM172 217L171 219H172V222L171 223H163L164 221H167V222H170V220L171 219H169V218H167V217ZM117 217V218H116ZM140 217V216H139ZM138 217V218H139ZM179 218H180V216H178ZM186 217V218H185ZM197 217V218H198ZM205 217H207V216H205ZM257 217H258V214H257ZM259 217H261V216H259ZM64 218V217H63ZM105 219H107L109 222H110V220L108 219V218H106V216L104 217ZM138 218L137 219H135V220H138ZM190 218V219H189ZM208 218H210V217H208ZM67 219H69V218H67ZM96 219V218H95ZM103 219V218H102ZM169 219V220H168ZM107 220H104L103 219V221H105V223H108V222H106ZM114 220V221H115ZM174 220V221H173ZM198 220V219H197ZM214 220V221H215ZM64 221V220H63ZM68 221V220H67ZM70 221V220H69ZM203 221H201V222H203ZM72 222V221H71ZM97 222H98V220H97ZM97 222H95V220H94V223H97ZM100 222V221H99ZM102 222V221H101ZM113 222V221H112ZM116 222H118V219H117V221ZM193 222V223H192ZM198 222H200V220L198 221ZM22 223H23V220H22ZM35 223H36V221H35ZM64 223H66L65 221H64ZM104 223V222H103ZM111 223V222H110ZM212 223V222H211ZM98 224V223H97ZM102 224V223H101ZM164 224H165V226H164ZM25 225H27V224H25ZM64 225V224H63ZM70 224H68V226H69ZM104 225V226H105ZM159 225V226H158ZM161 225V226H160ZM162 225H163V227H162ZM205 225V226H204ZM103 226V227H104ZM200 226V225H199ZM199 226H198V228H199ZM159 227H161V229L159 228ZM180 227H182V229H183V231H184V233L182 232V229L180 228ZM212 227H213V229H212ZM60 228V227H59ZM98 228H99V225H98ZM185 228V229H184ZM22 229V228H21ZM26 230H27V228H25ZM104 229L105 230H107L105 227H104ZM159 229V230H158ZM177 229L179 230V231H181V232H179V234H178V232H177ZM190 229V228H189ZM62 230H63V228H62ZM65 230V229H64ZM63 230V231H64ZM70 230V229H69ZM98 230V229H97ZM210 230V231H209ZM63 231H62V233H63ZM67 231V230H66ZM99 231V232H100ZM159 231H161V232H159ZM196 232H197V227H196V230H195ZM95 232V231H94ZM110 232V233H111ZM152 232H155V233H152ZM158 232H159V234H158ZM177 233V235L175 234L174 235V233ZM198 232H200V231H198ZM67 233H68V231H67ZM96 233H98V232H95L93 235L95 236V234ZM151 233V234H150ZM157 233V234H156ZM238 234V236H237V234ZM66 234V233H65ZM150 234V235H149ZM156 234V235H155ZM190 234V233H189ZM194 234V233H193ZM87 235V234H86ZM88 235H89V233H88ZM87 235V236H88ZM174 235V236H173ZM197 235V234H196ZM92 236V235H91ZM109 236H111V234L109 235ZM117 236V237H116ZM148 236V237H147ZM185 236H187V235H185ZM204 236V235H203ZM202 236V237H203ZM89 237H90V235H89ZM96 237V236H95ZM99 237V236H98ZM98 237H96V240H97V238ZM231 237H232V235H231ZM102 238V237H101ZM114 238V239H115ZM156 238V237H155ZM198 238V237H197ZM204 238V237H203ZM229 238V237H228ZM89 239V238H88ZM103 240V241H104ZM161 240V241H160ZM178 240H179V237H178ZM211 240V241H210ZM230 238H229V240L227 239L226 241H229L230 242ZM101 241V240H100ZM154 241V242H155ZM182 241H185V238L182 240ZM232 241H234L233 239H232ZM231 241V242H232ZM98 242V241H97ZM141 242H143V243H141ZM167 244H166V243ZM206 242V241H205ZM230 242V243H231ZM103 243V242H102ZM158 243H157V245H158ZM180 243V242H179ZM226 243V242H225ZM229 243V244H230ZM105 244H106V241H105ZM104 244V245H105ZM138 244V243H137ZM144 244H146V242L144 243ZM152 245L154 244V243H151ZM201 244V243H200ZM227 244V243H226ZM228 244V245H229ZM232 244V243H231ZM108 245V244H107ZM156 245V246H157ZM163 245H165V246H163ZM183 245V244H182ZM238 245V246H239ZM19 246V245H18ZM24 246V245H23ZM22 246V247H23ZM92 246H95V245H92ZM92 246H91V248H92ZM106 246V245H105ZM187 246V247H186ZM230 246V245H229ZM234 246V245H233ZM233 246H231V248L233 247ZM20 247V246H19ZM101 247H103V246H101ZM140 247V246H139ZM145 247V246H144ZM144 247H142V248H144ZM165 247V248H164ZM236 247H234V248H236ZM90 248V247H89ZM90 248V249H91ZM95 248V247H94ZM97 248V247H96ZM99 248H100V246H99ZM166 248H168V249H166ZM189 249V251H187L188 249ZM238 248H239V252H237L238 251ZM23 249V248H22ZM145 249V248H144ZM24 250H26V249H24ZM95 250V249H94ZM95 250V251H96ZM184 250H185V252H184ZM224 250V255H225V253L227 252V251H225V249H222L221 251H223ZM232 250V249H231ZM81 251H84V250H81ZM86 251V250H85ZM84 251V252H85ZM91 251V250H90ZM102 251V250H101ZM129 251V250H128ZM220 251V252H221ZM21 252H23V250L21 251ZM20 252V253H21ZM92 252V251H91ZM97 252V251H96ZM130 252V251H129ZM131 252H132V250H131ZM219 251L217 252V253H219L218 255H219V257H220V253ZM19 253V252H18ZM95 253V252H94ZM135 252H132V256H133V254H134ZM136 253H137V251H136ZM168 253H170V255H168L169 257H167V255L166 254H168ZM83 254V253H82ZM85 254V253H84ZM88 254H89V252H88ZM87 253H86V255L85 256H89ZM127 254H128V252H127ZM126 254V255H127ZM231 254V251H230V253L228 252V253H226V255L227 256H229ZM17 255V254H16ZM15 255V256H16ZM80 255H81V252H80ZM123 255V254H122ZM135 255H134V257H135ZM201 255V254H200ZM199 255V256H200ZM208 255V256H207ZM217 255V254H216ZM218 255H217V257H218ZM223 255V256H224ZM226 255L224 256V259H225V257H226ZM83 256V255H82ZM119 256H121V255H119ZM125 256V255H124ZM189 255H186V258L188 257ZM196 256H198L197 254H196ZM196 256H195V258H196ZM198 256V257H199ZM212 256V255H211ZM215 256V255H214ZM18 257V256H17ZM24 257V256H23ZM81 257V256H80ZM84 257V256H83ZM90 257V256H89ZM118 257V256H117ZM190 257V260H192V256L190 255L189 256ZM204 257V256H203ZM217 257L215 256V259H214V261H212V263H211V261H210V263H205L204 262V264H216V262L217 261H215V260H217ZM218 257V258H219ZM231 257H233V256H231ZM230 256H229V258H231ZM82 258V257H81ZM91 258V257H90ZM93 258V257H92ZM91 258V259H92ZM125 258V257H124ZM128 258V257H127ZM185 258V259H186ZM19 258H17V260H18ZM82 259H85V258H82ZM87 259H88V257H87ZM131 259V258H130ZM135 259L137 260V257H135ZM193 259H194V257H193ZM208 259V258H207ZM210 259V258H209ZM212 259V260H213ZM223 259V260H224ZM226 259H228V257H226ZM0 260H1V258H0ZM4 260V259H3ZM2 260V261H3ZM14 260V259H13ZM17 260H15V261H17ZM126 260V259H125ZM187 260V259H186ZM189 260V261H190ZM195 260V259H194ZM236 260H238V261H236ZM23 261V260H22ZM78 261H80V260H78ZM87 261V260H86ZM85 261V262H86ZM130 261V260H129ZM132 262L133 261H135V260H131ZM130 261V262H131ZM158 261H159V259H158ZM168 261H171V260H168ZM168 261L166 260V262L168 263ZM185 261V260H184ZM188 261V260H187ZM195 261H200V260H195ZM21 262V261H20ZM121 260H120V264H121ZM126 262H127V260H126ZM136 263H137V261H135ZM163 262H165V261H163ZM172 262V261H171ZM180 262V263H181ZM230 262V261H229ZM13 263V262H12ZM23 263V262H22ZM123 263H125V261H123ZM137 263V264H138ZM157 263V261L155 262V263H153V264H156ZM185 263V262H184ZM203 263V262H202ZM219 263V262H218ZM1 264V263H0ZM81 264H83L82 262H81ZM132 264V263H131ZM158 264V263H157ZM161 264V263H160ZM171 264V263H170ZM173 264V263H172ZM175 264V263H174ZM190 264V263H189ZM225 264V263H224ZM229 264V263H228Z\"/></svg>","mask_w":264,"mask_h":264}]
</instances>
